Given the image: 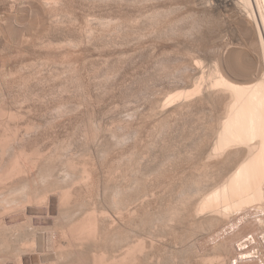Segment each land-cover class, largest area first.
Here are the masks:
<instances>
[{
	"label": "rangeland",
	"instance_id": "374dc122",
	"mask_svg": "<svg viewBox=\"0 0 264 264\" xmlns=\"http://www.w3.org/2000/svg\"><path fill=\"white\" fill-rule=\"evenodd\" d=\"M39 1H42L43 3L39 2ZM173 1L174 0H172V1H170V0H130V1L129 0H114L113 2H111V0H47V1L46 0H38V1H36V0H0V102H2V101L4 102V103L2 102V104L0 103V105H2L1 107L5 106L3 108H0V124L2 123L1 127H3L5 125L4 127H6L9 130V133L7 134L8 136L9 135H14L16 130H17L16 133L18 135V137H13L14 140L11 138L12 136H10V139H12L11 142H10V140H7L9 138L8 137L6 139V142L4 141L5 144L4 143L0 144V145L4 144V146H3L4 148H1V146H0V148L2 149L0 152L4 153V154L3 153L0 154V162H3V163H0V164H3V166L2 165L0 166V169H2V172H4V173L7 172V171H3V169L6 170V169L9 168L8 167V166H10L9 164H12L10 162L14 161V159L16 158L14 152L18 155V150H19V153L22 150L23 151L27 150L26 153L27 152L28 153L32 152V153H30L31 156H32V159L35 158L34 162L30 163V166H32V167L28 166V169H29L28 171H27V167H26V171H25V169L23 170L25 173L21 170L22 172L19 171L20 173L17 172L16 174H13V177L10 176V178H8L6 182L5 181L4 182H0V189H3V191L0 190V199H1L0 200L1 201L0 202V205H1L0 208H1V210L4 209V211L3 210L0 211V215L4 214V216H0V232H1V230L4 231V232L0 233V241L2 242L4 240L3 241L4 243L3 242L1 243V244H3V246L0 244V248H1L0 249V252H1L0 253V264H36L37 262H38L37 264H39V262L44 264L45 261H46L45 264H48V263H51V264L55 263L56 264L58 262H59V264L60 263L61 264H67L70 261H71L70 262L71 264H75V263L76 264H80L82 261H84V263L82 262L81 264H89V263H92L91 259H89L92 256L91 252H93V251L90 250L91 246H92V248L94 250H95L96 246H97L96 248H98L97 250H100V247H103L102 249L103 250L105 249L106 251H108V253H113L114 252L113 253L114 255H119V254H121V252L123 253L122 247L124 248L126 246V245H124V243L128 241L126 239L127 236L129 237L128 239H130V240H131V237H132V240L136 239L135 241H139L138 239L141 240V238L144 236L142 239L145 241L144 242L145 246L148 249L147 250L145 248L143 250V254L138 252V254L135 257L137 258V257H139L141 255V258L139 257L138 259H135V264H137V263L141 264V262L144 261V259L142 258V255H143V257H145V260H146L142 264H144L146 262L148 264L149 263L150 264L151 263L152 264H154V263L155 264L156 263L160 264L161 261H162L161 264H166V263H168V261L171 264H174L175 262H176L175 264H177V263H179V264H185V263L186 264H190V263H192L193 264L192 261H194V264L195 263L203 264L204 260H203V255L202 254H204V255L206 254L207 256L206 255L205 256L208 258V254L212 253L210 256L213 258V254H216V252H218L217 250H219V249H217L218 248L217 245H218V243H220L221 240L226 239L227 236H230V235L233 236L232 233H234V232L235 233L237 232V234L241 232L240 235L238 234L240 237H242V236L245 237L246 235H249V237H252V235L254 234V233L250 232L252 230L256 231L255 232L256 235H253V236H256V238H257L256 239L257 241L255 240V241H253V243L254 244L256 243L257 244V245L255 244L256 246H258L259 243H261V244L259 245L258 248H256L255 245L252 243L254 245L255 249L252 246V244H250L253 247L251 252L253 251L252 253L255 254V252L257 251L256 249H259V248H262L263 250L262 249L261 250L264 251V246H263L264 245V241H263L264 240V233L261 230L260 231L263 234L260 231L256 230V229L262 228L260 226L263 225L262 223H264V221L261 222V220H260L258 222V223H261L262 225L258 224L257 222L252 221L258 215H259L258 218H256L257 220L263 218V214H264V210L263 209L264 208L263 209L260 208V209H262L260 211V210H258L257 206H256L257 208H255V206L253 205L252 208L250 207L251 211H250L249 207L246 208L247 211H246L245 208H244L245 210L244 209L243 210L240 209V211L232 210L231 213H229L231 215L227 214L228 216L225 215L227 217L224 216V217H222L223 219H221V220H220L221 216L219 214H217L220 217L218 216L219 218H217V220L216 219H215V221L213 220L214 221L213 222L214 225L216 223L218 224L216 226H213V224L211 222V219L213 218L212 215L217 217L215 215L216 213L212 214L211 212H206V214L208 216L205 215V213H204L205 216L202 214L203 216L201 215L200 218H199V215H198V218L201 219V221H200L197 218L196 214L189 213V211L191 209H188L190 206H193V207H191L192 210H193L195 208V206L197 205L196 203H197L198 199H199V201H201V199L199 198L198 194L201 195L200 196L201 198L205 197L206 195L203 196L204 191L207 194V191L209 190V188H210V191H212L213 189H211V187L213 188L214 185H219V182L223 183L225 181L224 178H226V176L227 177L229 176V172L231 174V172L234 171V169H236V167H237L236 165H238L237 163L240 162L241 159L243 158L244 154L242 153L243 152L242 148H239L242 151V152H240V150H239L240 153L238 152L237 149H236L237 151H235L236 153H233L234 150L232 152H230L229 153L230 155H228V156H230V158L225 157L227 155L223 156L221 159H219V157L218 158L216 157L218 160L216 158H214V157L213 158L212 157H210V158L208 157V155H209L208 152H210L208 150H211L210 147L212 146V144L214 142V138H215V136H214L215 134L214 133L217 130V127L219 125V121L221 120V118L223 116V113H224V110H225V105H226V99H224V100L222 99V98H225V96L222 93H216L215 94V92L213 90H212V93H211V91H210L211 89L208 88L209 87V85H208L209 84V82H208L209 78L208 77H210L209 74H210L211 70L216 66L214 64H218V66L220 65L221 69L224 68L223 72L226 73L225 75L226 76L228 75L229 78H231V80H233V82L239 83V84H241V83L242 84H246V83H248V82H250L252 80L251 78L259 77L260 75L264 74V71H263L264 70V68H263L264 67V63H263L264 62V59H263L264 58V56H263L264 52L262 51V48H261V46L262 45L264 46V44L261 43L262 45L259 46L260 42L258 41V40L261 39L262 36H263V39H264V17L261 16L264 13H262L261 9L258 8L259 6L257 5L258 4L257 0H250L251 5H253L252 6L253 10L255 9L254 10V14L257 17V20H256L255 17L252 18L251 16H250L251 18L249 20V17H247L249 12L247 11V9H245L246 8V7H244L245 5L243 6V4H242V3H244V2H242L243 0H239V1L238 0H228L227 2L225 0H208V2L210 1L209 3L206 2L207 0L206 1H204V0H202V1L201 0H195L194 1L193 0V2H192V0L191 1L185 0L187 2H185L184 0H181V1L178 0L180 3L177 0H175L174 4H173ZM199 1H200V3H199ZM35 2H37V3H35ZM176 2H178V3L175 4ZM233 2L237 3L236 4L237 6ZM185 3H188V4H185ZM195 3H198V5L195 4ZM45 4H46V6H44ZM238 4L241 5V6H239ZM47 5H49L50 7L47 6ZM42 6H44L45 8L43 9ZM47 10H48V12H47ZM243 10H245L246 12L243 11ZM11 17L14 18V19H12ZM253 19H255L256 21H254ZM248 20H249V23H251L252 26L256 24L255 22H258L259 26H258V24H256L255 26L252 27L249 23H247ZM252 22H254V24ZM254 27L255 28L259 27V29H261V31L259 29H255ZM24 28H25V30H24ZM26 28H27V30H26ZM247 28H249V29H247ZM253 28H254L255 31L253 30ZM104 29L105 30L107 29L106 32H105ZM258 30L260 32H262V34ZM92 31H93V33H92ZM103 32H105V33H103ZM101 33H102V35H101ZM111 33H113V34L111 35ZM98 34L101 35V36H99ZM256 34H258L259 36H256ZM91 35H93V36H91ZM260 35H262V36L260 37ZM91 37H93V38H91ZM89 38H91V39L89 40ZM95 38H98L99 40L95 39ZM255 38H256V40H255ZM24 40L26 41L25 43H24ZM252 41L253 42L256 41V42L253 43ZM20 42H21V44H20ZM257 43H258V45H256ZM227 46H229V47L227 48ZM257 47H258V50L256 49ZM256 50H257V52H256ZM221 53L222 54L224 53V54L222 55ZM218 57H221V58H218ZM259 57H260V59H259ZM219 59L220 60L222 59V60L220 61ZM250 62H251V64H250ZM252 63H254L253 64L254 66L252 65ZM255 63H257V64H255ZM262 63H263V65H262ZM259 64H261L260 67H259ZM244 65L246 67H244ZM240 66L242 67L241 70H240ZM248 66H249V68H248ZM257 66L259 68V71H258ZM255 67L257 68V70H256ZM246 68H248V69L246 70ZM248 71H250V72H248ZM256 71H258L259 73L256 72ZM247 72L249 73V75L251 74V72H253V75L249 76ZM242 75H243V77H241ZM200 78L201 79L204 78V80H203L204 82L202 81V85L204 84V86H203V89H202V93H200V95H197V97L196 96L192 97L194 100L197 99V100H195V102H194V100L192 98H190L191 100H188V102L191 103V104L186 102L187 100L185 101V99L184 100L180 99V101L179 100L178 101H174L173 104L175 106L173 104H171L172 102L169 103V100H168L169 99L168 98L169 94H174L175 95V93L178 92L176 90H182V89H183V91H184V89H185V91H187V90L190 91L189 89L190 88L193 89L194 84L196 83L195 81L196 80L199 81ZM249 78L251 79L250 81H249ZM201 79H200V81H201ZM68 83H69L70 87H69ZM65 86H66V89H65ZM206 87H207V89H206ZM186 88H188V89H186ZM170 92H174V93H170ZM38 93H39V96L37 97ZM202 94H203L204 98L203 97H201L202 99H200V97L198 98V96H201ZM207 94H210V96H208ZM44 95H46V96H44ZM42 96H43V98H42ZM26 98L28 99V101H27ZM163 98L165 99V101L167 99L168 100L167 102L169 104L167 102H165ZM37 99H39V100H37ZM159 99H161V100H159ZM159 101H161V103H162L161 106H158L159 104H161ZM155 102L158 103V105ZM164 102L166 103V105L164 104ZM152 103L156 104V106L152 105ZM184 103H186L185 107H184V105H185ZM187 103L189 105H187ZM192 103H194V104H192ZM16 104H18L19 107ZM22 104H23V106H22ZM149 104H150V106L152 105L153 107L152 106L150 107ZM163 104L166 106V108L164 107ZM168 105L169 106L172 105V107L171 106L169 107ZM178 105H180V106H178ZM173 106H174V108H173ZM176 106L180 107V109L182 110L181 114H180V110H178L176 108ZM16 107H17V109H16ZM154 107H159V108H157V111L159 113H155L156 109H154ZM160 107H162V111L160 110L161 109ZM167 107H168V109H167ZM181 107H183V109H185L184 110L185 112L183 111V109ZM27 108H31V109L27 110ZM175 108H176V111L178 110L177 112L175 111ZM66 109L69 110V111L67 112ZM146 109L148 110V112H147ZM151 109H152V113H149V112H151ZM164 109H166V111ZM6 110H7V112H6ZM8 111H9V113H8ZM13 111H16L17 114L15 115V112H13ZM27 111H29V112H27ZM63 111H64V113H63ZM172 111H174V112H172ZM56 112H58V113H56ZM160 112L164 113V114L160 115L161 114ZM167 112H168V114H167ZM11 113H12V115L14 117L11 116ZM143 113L145 114V116H144ZM147 113L150 114V115L152 114L151 117ZM153 113L162 116L163 120L162 119H161V121L160 120L159 121L156 120V119H159L160 116H156L154 114L156 116L155 117L153 115ZM176 113H177V115H176ZM6 114L8 116H6ZM51 114H52V116H51ZM166 114H167V116L168 115L169 116L168 117L165 116ZM17 115L19 116V118L17 117ZM26 115H27V117H26ZM47 115H49V118H48ZM119 115H120V117H119ZM146 115H148L149 117L147 116L148 117L147 118ZM9 116H11L12 118H10ZM7 117L10 119V123L11 124L8 122L9 119ZM121 117H122L124 122L122 121V119H120ZM153 117H155V118H153ZM50 118H51V120H50ZM15 119H16V121H15ZM21 119H23L24 121L21 120ZM47 119H49V120L47 121ZM19 120H21V121H19ZM13 121L16 122V123H19V122L20 123L17 125ZM52 121H54V123ZM163 121H164V123H162ZM160 122H161V124H160ZM26 123H28V125H26ZM44 123H46V125ZM52 123H53V126L50 125ZM155 123H156V125H155ZM168 123H170V124L168 125ZM9 124H10V126H9ZM12 124H14V125L12 126ZM31 124H34V127H33V125L31 127L30 126ZM162 124H164L166 126L164 127ZM19 125H21L22 127L21 126L19 127ZM25 125H26V128H25ZM101 125H103V126L101 127ZM39 126H40V128H37ZM85 126L87 128H85ZM169 126L171 127V129H170ZM4 127L0 128V132L3 133V134H6V132H8V130L5 129ZM28 127L31 128V130ZM91 127H92V129H91ZM93 127L98 128V131L102 129L101 131H103V132L99 131L97 133V130H95L96 128H93ZM116 127H118V128H116ZM162 127H164V129ZM13 128L15 129L14 130L15 132L12 130ZM1 129L5 130L6 132L1 130ZM89 129L91 130V132H90ZM165 129H167V130H165ZM26 130H27V132H26ZM29 130L31 132H33V133H30ZM150 130H151V133H150ZM37 131L38 132L40 131L42 133H40V132L38 133ZM80 131H81V133H80ZM116 131L118 133H116ZM126 131H127V133H126ZM159 131H162V132H159ZM191 131L193 132L192 134L190 133ZM12 132H14V134ZM75 132H76V134H75ZM94 132L97 134L96 137L100 136L101 139L99 137L96 139V137H94L96 135ZM195 132H197V133H195ZM21 133H23V134H21ZM130 133L133 134V135H131ZM165 133L167 134V136H166ZM3 134H0V136L3 135ZM103 134L105 135V137H104ZM115 134L116 135L118 134V135L116 136ZM156 134H157V136L159 134V137H157ZM180 134L183 135V136L181 137ZM74 135L75 136L76 135H81V136H76V138H77L76 139V138H74L75 137ZM123 135L124 136L126 135V136L124 137ZM170 135H172V136H170ZM87 136H88V138H87ZM90 136L93 137V138H91ZM82 137L83 138L85 137V138L83 139ZM117 137L118 138L120 137V138L117 139ZM146 137H147V139H146ZM165 137H166V140L164 141ZM19 138H21V141H20ZM80 138H81V140H80ZM94 138L98 142L95 141ZM142 138H144V139H142ZM167 138H168V140H167ZM37 139H38V141H37ZM65 139H67V141ZM150 139H152V140H150ZM153 139H155L154 141L156 143L153 141ZM180 139H181V141L183 143H181ZM18 140H19V142H17ZM71 140H74V141H71ZM83 140H84V142H83ZM85 140H86V142H85ZM91 140H92V142H91ZM148 140H150V141H148ZM174 140L177 141V142H179V141L180 142L179 143L173 142ZM184 140H185V142H184ZM8 141H9V143H8ZM36 141L38 143H40L39 145L42 146L41 148L37 144ZM65 141H66L67 144L65 143ZM69 141H70V143H69ZM128 141H129V144H128ZM144 141L147 142L146 143L147 146L145 145ZM169 141H171L172 144ZM1 142H3V141H1ZM135 142H137L138 145ZM35 143H36V145H35ZM56 143H57V145H56ZM86 143H89V145L86 144ZM115 143L118 144V145H116ZM141 143H142L143 146L141 145ZM152 143L153 144L155 143L154 144L155 146ZM13 144L15 146L17 145L18 149ZM78 144L80 145L79 147H78ZM93 144H95V145H93ZM20 145H22V146H20ZM24 145H27V146H24ZM84 145H86V146H84ZM127 145L130 146L131 151H130V148ZM163 145L165 146V148L167 147L168 149H169V146H171L173 151L171 149H169V150L167 148L165 149L163 147ZM172 145H174V146L172 147ZM5 146H7L8 148L11 147V150L6 148ZM23 146L25 147L26 150H24V148L21 149ZM57 146H58V149L60 148L59 149L60 151L58 150L59 152L56 149ZM61 146H62V148H61ZM70 146L72 147V149H71ZM149 146H150L149 149L152 148L151 150L148 149ZM179 146H180V148H179ZM33 147H34V149H33ZM36 147H37V149H35ZM63 147H65V150H64ZM66 147L68 148L67 150H66ZM76 147H78V148H76ZM85 147H86V149H85ZM112 147L115 148V149L113 150ZM177 147L180 149V151H179V149ZM181 147H182V150H181ZM38 148H39L40 151L38 150ZM52 148H55V149H52ZM91 148H93L92 149L93 151H90ZM96 148H97V150H96ZM123 148H124V150H123ZM145 148L147 149L149 154H148V152L146 151ZM153 148H154V150H153ZM175 148H177V149H175ZM184 148H186V149H184ZM61 149H63L62 150L63 152H61ZM80 149H82V150H80ZM135 149H137V150H135ZM15 150H17V151H15ZM34 150L38 151V152L36 151L38 156L36 155V153L33 154ZM85 150H87V151L89 150L91 153H89V151L87 152ZM103 150L105 152H107V153L105 154V152H104V154H103ZM161 150L164 153L160 152ZM170 150H171V152L173 154L170 153ZM43 151L45 153H43ZM46 151H47V153H46ZM97 151H99V152L101 151L102 153L100 152L101 153L100 154ZM56 152H58V153H56ZM135 152H137V153L141 152L142 155H145V160L143 158L144 156H142L141 153H139V154L136 153L135 154ZM167 152H169L170 155ZM97 153H99V154H97ZM231 153H232V155L236 154V156L235 155L232 156ZM9 154H10V156L11 155H13V156L10 157V156H8ZM44 154H47V156L45 155L46 157H44ZM56 154H58V155H56ZM69 154L72 155V156H70V157H72L71 160H69L70 159ZM127 154H128V157L126 156ZM133 154H135L136 156L133 155ZM163 154H165V155L162 158L161 156ZM175 154H177V155H175ZM48 155L50 157L49 161H47V159L49 158ZM52 155H54V156H52ZM60 155L61 156L63 155L62 158H58L57 157V156H60ZM77 155H79V156L82 155V157H79V156L76 157ZM122 155H123V159L121 158ZM148 155H150V156H148ZM74 156L78 160L73 158ZM84 156L85 157L88 156V157L83 159ZM100 156H103V157H100ZM117 156L119 158H117ZM124 156L126 158H124ZM129 156H131V157H129ZM137 156H138L139 160H137ZM205 156H206V158H205ZM55 157L58 158V162H59V163L57 162L58 163L57 168L55 167L56 166L55 164H57L56 163L57 158H55ZM68 157H69V159H68ZM98 157L101 158V160ZM133 157H134V160H132ZM147 157L149 159H147ZM224 157H225V159L228 158L226 160L227 162L230 159L227 164H225L226 161L223 159ZM231 157L233 159H231ZM79 158H81V159H79ZM159 158L161 159L162 162H159L160 161ZM42 159L45 160V161L43 162ZM51 159H53V160H51ZM60 159H62V160H60ZM72 159H73V161H72ZM74 159H75V161H74ZM163 159H165V160H163ZM175 159H177V160H175ZM205 159L208 160V162H207L208 165H211V167L213 166L212 169L215 167L213 171H211L212 169L210 168V166H208L206 164L207 160L205 161ZM213 159H215L217 162L215 160H213ZM65 160H66V162H65ZM85 160H87V163L84 162ZM141 160H143V162ZM209 160H211L210 162H212V163H209ZM38 161H40V162H38ZM54 161H55V163H53ZM68 161H72V162H74V164L77 163L78 165L76 164V166H75L73 163L70 162L71 165H74V168H71L73 166H70L69 164H67V163H69ZM128 161H129V163H128ZM132 161L134 163H132ZM146 161H147V165H146ZM169 161H171V162L168 163ZM172 161H174V162H172ZM221 161L224 163V165H223V163H221ZM64 162H65V164H64ZM89 162H91V163H89ZM114 162H115V164H114ZM155 162H158V164L160 163V165L162 163V165L161 166L157 165V163H155ZM214 162H215V165L213 164ZM6 163L8 164V166L5 165ZM40 163L42 164V166H41ZM47 163L50 164V165L47 166L48 165ZM61 163H63V164H61ZM103 163H104V165H102ZM121 163H125V164L123 165ZM136 163H137V165L139 163L140 164L142 163V164H141V166H140V164L137 166ZM203 163H204V165H203ZM45 164H46V166H45ZM84 164H86V166ZM119 164H120V167H119ZM126 164L129 167L131 166V168L126 166ZM134 164L136 166H133ZM170 164H171V166H170ZM51 165H52V167H50ZM65 165L67 166V168H65L66 167ZM149 165H151V166H149ZM216 165H217V167L219 166L220 168L219 167H218L219 169L216 168ZM101 166H103V167H101ZM124 166H126V167H124ZM145 166H147V169L150 170V171H148ZM36 167H37V169H36ZM39 167H41L42 169L39 168ZM45 167H47L48 169L49 168L50 169L52 168V169L50 171V170H47ZM95 167H97L98 170ZM161 167L164 168V170L163 169L161 170ZM202 167L209 174L210 173L211 174L214 173V171L216 173L219 170L218 173L222 174L223 178L220 179V176H221L220 174H215L214 173V174H212L210 176L208 174V177L211 178V179L209 178L210 180L208 179L209 180L208 181L207 177H204V174L206 172L202 171V170H204ZM76 168H79V169L76 170ZM84 168H86V170H88V174L91 173V171H92V173H91L92 175L90 174L91 175L90 178L85 175L87 179L85 177H84L85 179H83L81 177V175L83 173L78 175L79 173H77V172H79V170L81 171L82 169L84 170ZM121 168H122L123 171L121 170ZM155 168H157V169H155ZM158 168L162 172L160 170H158ZM110 169L111 170L116 169V171L113 170V173L121 171V172L117 173V174L120 173L119 174L120 177L116 173L113 174L112 171H110ZM128 169H129V171H128ZM42 170H44V171L41 173ZM74 170H76V171H74ZM165 170H167V171H165ZM169 170H170L171 176H170V174L168 175V173H169L168 171ZM33 171H34L35 175L37 173L36 176L32 175V174H34ZM45 171L47 173L51 172L49 174L53 175V176H50V175L46 174ZM55 171H57V172L59 171L60 174L58 173L59 174L58 175L57 172L55 174ZM63 171H66V172H63ZM125 171H128V172H125ZM152 171H154V172H152ZM183 171H185V172H183ZM198 171H200V172H198ZM2 172L0 174H2ZM72 172L74 174L75 173L76 174L74 175ZM93 172L94 173L96 172V173L93 174ZM98 172L100 173L99 176H97L99 174ZM108 172L113 174V175L109 174ZM124 172L127 174L126 176L129 175L128 176L129 178H127V179H130L132 181L124 179V176H125ZM192 172L195 173L196 176H198V175H200V176L195 178L196 176ZM201 172H203L202 173L203 176L201 175ZM23 173H24V175H23ZM26 173H27V177L28 178L26 177ZM39 173L42 174V177H41V175ZM128 173H133V174L131 175V174H128ZM150 173H151V175L153 173L154 174L151 176V175H149ZM163 173L164 174L166 173L167 176H166V174L163 175ZM198 173H200V174H198ZM207 173L205 175H207ZM104 174L106 176H104ZM107 174L110 175L111 177L108 176ZM155 174H157V175H155ZM182 174H184V176H186V177H184ZM191 174L194 175V176H192ZM43 175H44V177L45 176H48V177L50 176L51 177L50 179H52L53 182L55 180H57V181H55L53 183L49 178H48L49 180L47 178L45 179L43 177ZM76 175L80 176L79 178H81V180H79V178ZM115 175L117 176L116 178H114ZM135 175H136V177H134ZM147 175H149V176H147ZM213 175H215V176H213ZM20 176L22 177V179L20 178ZM31 176H33V177L29 178ZM39 176H40V178H39ZM55 176H57V177L61 176V177L60 178H56ZM93 176L95 178L94 180L92 178ZM131 176H132V179H131ZM137 176H141V177L137 178ZM161 176H163V177H161ZM181 176H182L183 179L185 178L183 181L180 179ZM212 176L214 177V179H212L213 178ZM75 177H77V178H75ZM188 177L190 179H192V180L187 179ZM18 178H19V180H18ZM41 178H42V181L45 182L47 185L46 184L44 185L43 182L39 181V180H41ZM43 178L46 181H44ZM72 178H73L74 182L71 180ZM98 178L101 180V182H100V180H98ZM112 178H114V179H112ZM144 178H147V179H144ZM164 178H166V179H164ZM200 178L201 179L203 178V179L201 180ZM205 178H206L207 181H204ZM35 179H37V180H35ZM58 179L59 180L61 179L60 181L63 182V185H62V183L60 181H58ZM75 179H77L79 182H76L77 180H75ZM110 179H112L114 182H112ZM137 179H138V182H137ZM163 179H164L165 182L163 181ZM193 179H194V182H193ZM195 179L196 180L200 179V180L197 182ZM219 179H220V181H218ZM3 180H6V179L3 178ZM3 180L1 179V181H3ZM20 180H22V182ZM23 180H25V181H23ZM28 180L30 181L31 185H30ZM84 180L85 181L88 180V181L85 182ZM31 181H33V182H31ZM38 181H39V183H37ZM47 181H48V183H47ZM65 181H68V184L71 183L73 186L71 184L66 185L67 182H65ZM115 181L118 182V184H120V185H122V183L125 182L122 185L124 187H126L125 186L126 183L129 184L131 182L130 185H131V187L133 186L132 187L133 189L130 187L132 189L131 190L129 188V186H128L127 188H128L129 191L127 190V193H128V195H130L132 193L134 197L137 196V198H135L133 200L134 202H132L134 206L132 204H130V206H131V208H133L134 211H137L138 215H137L136 212L132 215L131 212H133V210L129 211L130 213L127 214L128 210L124 211V210L118 209L117 207L115 209L113 208L116 205V203L114 204V202H112V200L115 201L114 198H113V190L114 189L117 190V187L119 186V185L117 186V183ZM168 181H169L170 184L168 183ZM178 181H180V182H178ZM217 181H218V183H217ZM17 182L18 183L21 182L19 185L26 183V186L28 188H30L31 186L33 188L35 186H37V187H35V189H33L32 187L30 189H28V188L25 189L26 190V195L30 196L29 194H31L32 197L33 198L35 197L36 200L33 199L31 196H30L31 198L26 196L25 193H23L25 191V190L23 191V189H24L23 187L25 186V184H24V186L22 185V187L21 186L19 187V185H17ZM49 182H50L51 185L49 184ZM59 182L61 183V185H60ZM75 182H76V184H75ZM84 182H85V185H82V184H84ZM139 182H140V184H139ZM160 182H162V183H160ZM172 182H175L176 184L172 183ZM1 183L3 184L2 187H1ZM41 183H43V185ZM57 183L60 186H58ZM79 183H81V184L78 185ZM99 183H100V185H99ZM113 183H115V184H113ZM153 183H154V185H157L158 187L154 186ZM165 183H166V185H165ZM184 183H187V184L184 185ZM222 183H220V185ZM55 184L58 186V188H57V186ZM64 184H65V186H64ZM86 184H87L88 187L86 186ZM144 184H146L147 188L144 186ZM172 184H175V185H172ZM195 184H196V186H197V184H198V186L200 184H205V185H208L209 187L205 186V185H201L200 186L201 188L200 187H195ZM9 185H11V186H9ZM160 185H162V186H160ZM7 186L11 187V188H8ZM15 186L19 187V189H15ZM26 186H25V188H26ZM46 186H48V187H46ZM159 186H160V188H159ZM38 187H39V189H38ZM59 187L62 188L63 190L61 189V191H60ZM93 187H94V191L92 189ZM143 187L146 188V190ZM175 187H176V189H175ZM183 187L184 188L186 187L185 190H184ZM206 187H208V188H206ZM216 187H214V188H216ZM41 188H44V190L41 189ZM48 188H51V189H48ZM64 188H66V190ZM81 188H82V190H81ZM127 188H123V189H127ZM138 188H139V190L141 189L140 192H139ZM180 188L181 189L183 188V189L181 190ZM197 188H200V189H197ZM5 189H7V190H5ZM79 189H80V191H82V193L79 191ZM95 189L97 191L99 189V191L97 192ZM103 189L104 190L106 189L105 192H103L104 191ZM142 189H144L146 191V193H144V190H142ZM202 189H203V192H202ZM30 190L32 192H30ZM35 190H38V191H35ZM45 190H47V191L44 192ZM48 190H50L52 192L54 191V192L51 193ZM83 190H85V191H83ZM100 190H101V192H100ZM149 190L151 191L152 195L155 194V197H154V195L153 196L149 195L150 194ZM152 190L155 193L154 192L152 193ZM156 190H159V191H156ZM164 190H165V192H164ZM172 190H173V192L175 190L174 194L173 193L171 194ZM199 190H201V192L203 194H201V192ZM71 191H73V193H75V194H73ZM91 191H92V193H91ZM107 191L111 192V193H109L110 196L108 195ZM148 191H149V194H148L149 197L147 195ZM167 191H169V192H167ZM210 191H208V192H210ZM34 192H35V194H32ZM42 192H43V194H42ZM56 192H58V193H56ZM64 192H69L70 195H68V197H70V198L72 197V195H75V196L72 197L73 199L72 198L71 199H69V198L62 199V196H63ZM85 192H88V195H87V193L85 194ZM96 192L98 193V196H97ZM129 192H131V193L129 194ZM135 192H136V194H135ZM189 192L191 194H188ZM47 193H48L49 197H48V195H46ZM127 193L123 194V196L126 199L129 197L128 195H127L128 197H126L125 194H127ZM166 193H167V195H166ZM168 193L171 194V195H169ZM176 193H178V195ZM6 194H8V195H6ZM104 194L109 196V197L104 196ZM111 194H112V196H111ZM138 194L141 196V198L138 197ZM187 194L189 195V198L187 197L188 196ZM194 194L196 195L197 200H196V198L193 200V197H195ZM9 195L11 197H13V196H15V197L11 198L12 199L11 200ZM36 195L39 196V197L41 196V197L39 198ZM78 195H81V196H78ZM131 195H130V198H133ZM179 195L182 196V198H177V197H180ZM164 196H166V197H164ZM169 196H171V197H169ZM184 196H186L187 199L186 198L184 199ZM25 197L28 200H26ZM43 197H44V199L47 198V200H43L42 199ZM80 197H81V199H80ZM84 197H85V199L90 198V199L86 200L87 203H86ZM99 197H101V198H99ZM157 197L158 198L160 197L159 198L160 200L163 199L162 200L164 202L163 206H161L162 204L160 205V202L161 203H163V202L159 201V199ZM167 197H169L171 199H168ZM16 198H17V201L13 200V199H16ZM37 198L41 199V200L37 201ZM74 198L76 199V204L78 206L75 204V199ZM109 198H113V199H109ZM142 198H145V199L147 198V199L145 200V199H142ZM150 198H152V199H150ZM154 198H156L157 200H155ZM57 199H59V200H57ZM67 199H69L70 205L72 206L71 208L68 207L69 203H67L68 202ZM82 199H84V200H82ZM103 199L107 200V201H104ZM140 199H142V200H140ZM164 199L165 200L168 199V200L165 201ZM189 199L191 200V203H188ZM80 200H82V201H80ZM135 200L136 201L138 200V202H136ZM153 200H154L155 204L153 203ZM185 200H187V203H186ZM10 201H12V203ZM25 201H27V203L29 201L30 204L29 203L27 204ZM31 201H32V203H31ZM63 201H65V202L67 201L66 202V206L68 205L67 206L68 208H66V209L64 208L63 210H61L63 205H64V207H66L65 204H64L65 202H63ZM88 201H90L91 203L89 202L90 203L89 204ZM96 201H98V202H96ZM144 201H145V203H144ZM146 201H147V203L149 201L148 205L146 204ZM174 201H176V202H174ZM192 201H193V203H192ZM16 202H18V203H16ZM24 202H25V204H24ZM38 202H40L41 206H40V204ZM78 202H80V203H78ZM101 202L102 203L105 202V203L102 204ZM108 202L111 203V206L109 205L110 203H108ZM141 202H142V204H141ZM166 202L169 203V204H167ZM180 202L182 203V205L186 203L185 205H183V207L185 208V206H186L187 210H185L186 208L184 209L182 207V205H180L181 204ZM173 203L175 204V207H174ZM194 203H195V206L193 205ZM13 204H14V207H13ZM88 204H89V206H88ZM98 204H100V206H102V208L100 206H98ZM177 204H178V206H181V207H178ZM2 205L3 206L5 205V206L3 207ZM10 205H11V207H10ZM22 205H24V206H22ZM135 205H136V207H135ZM145 205L148 206V207H146ZM158 205L161 207L162 212L160 210V207H159V209L157 208L159 211L156 209V207H158ZM37 206H38V208H37ZM73 206H75V207H73ZM154 206H156V207H154ZM171 206H173V207H171ZM176 206H177V209H176ZM23 207H24V210H23ZM80 207H82V208H80ZM149 207H151V208H149ZM163 207H165V208L168 207V208L167 209H165V208L163 209ZM7 208H8V210H7ZM72 208H73V210H71ZM76 208H78V209L76 210ZM178 208H182L185 211L183 210V212H182L181 211L182 209H178ZM57 209H58V211H57ZM68 209H70V210H68ZM88 209H96L97 212H100V213H97L98 216L101 214V212H103L105 209H107L108 212H106L107 210L105 212H103L104 213L103 217H104V215L109 213V216L106 215L107 217H109V219L108 218L107 219L108 220L112 219V220H110V222H112L114 224L111 223V225H114V226L116 225V227H118V228L110 225L111 226L110 230L112 229L113 232L115 231L114 233H112V231L108 233L106 230H104L105 232H107V235H106L105 232H103L104 234L101 232L100 234L102 236L98 235L99 239H101V240L99 241L98 236H97V238H95L94 242L96 243L95 244L96 246L93 245L94 243L92 242V240L89 241L88 239L87 240L84 239L83 241L86 244L88 243L87 241H89V243L91 242V244L88 243L87 245H84L85 243L82 244L83 241L81 240L82 247H79L78 242H79V239L81 238V236H80V238H78V237L75 238L73 236V234L70 235L69 233H70V230H71V232L73 231L71 229V225L76 223L75 219L77 217L79 218L80 216L82 217L85 213L89 212L90 210H88ZM138 209H139V211H138ZM143 209H145L144 211H146V212L143 211L145 214L142 212ZM6 210H7V212H6ZM64 210H65V212L67 211L68 213L70 211V213L72 214L71 215L72 217L69 214H66L67 212L65 213ZM86 210H88V211H86ZM151 210H152V212H151ZM192 210H191V212H192ZM72 211H73V213H72ZM80 211H81V213H80ZM84 211H86V212L83 214ZM112 211H114V213ZM119 211H121V212H119ZM140 211L143 213L144 216L142 215V213ZM154 211H156V213H158L159 215L161 213L162 214L165 213L168 217H166L165 214H164V216H162V214H161L160 215V219H158V215L155 214ZM167 211H169V213H167ZM177 211H178V214H177ZM180 211L182 212V214H181ZM186 211H188V212H186ZM235 211H237V212H235ZM241 211L243 213H245V214L243 215V213ZM2 212H4V213H2ZM123 212H124V215L122 214ZM159 212H161V213H159ZM173 212L175 213V215H174ZM247 212H248V214H247ZM58 213H59V215H57ZM79 213H80V215H79ZM183 213H184V215H183ZM209 213L212 214V215L210 216ZM25 214H27V215L25 216ZM33 214H34V216H33ZM63 214L66 217L70 216L72 218V220L74 219L75 222L74 221L69 222V220L71 221V218L69 217V218L66 219V217H64ZM110 214H111V216H110ZM118 214H121L124 217H122L120 215L121 218H119V217H117ZM191 214H192V216H191ZM77 215H79V216H77ZM128 215L129 216L132 215L131 217H129V219L133 217L134 222L131 221V219H130L129 220L130 224H127V223H129V222H127L128 221L127 220L128 219ZM173 215H174V217H176V215H179V216H177L176 217L177 219L174 220L175 218L173 217ZM185 215L187 216V218H186ZM193 215H194L195 218H193ZM5 216H6V218H5ZM49 216H51V217L49 218ZM56 216H59V217H56ZM61 216H62V218H60ZM100 216H102V215H100ZM112 216H113V218H112ZM142 216L145 217V218L147 217L148 219L149 218H152V219L154 218L153 219L154 222L151 221L152 219L148 220V219L144 218V220H143ZM181 216H182L183 219L186 218V221L181 219L180 218ZM260 216H262V217H260ZM27 217L28 218L30 217V218L28 219ZM31 217H32L33 220L31 219ZM161 217H163V218L166 217L167 219L170 217L169 220L172 219L171 221H173V223L171 221L168 222L169 220L167 221L166 218H164V219L162 218L161 219ZM189 217H191V219ZM209 217H211V219ZM247 217H249V219H251V217H252L253 219L251 220V222H254V224L257 223L260 226H258V228H256V229L254 227L252 229H250L251 222L248 221L249 219ZM54 218H57V219H54ZM64 218L66 219V221H65ZM139 218H140V220H139ZM2 219H3V222H5L4 224H3V222H1ZM52 219H54L55 221L52 220ZM114 219H116V220H114ZM123 219H125L126 221L123 220ZM141 219H142V221H141ZM180 219L182 220L183 223L181 222ZM204 219H205L206 222L204 221ZM209 219H210V222H209V225H207V226L211 227L213 232L210 229L208 230L206 228V226H205L206 223L208 224L207 220L209 221ZM25 220L27 221V223L24 222ZM29 220H31V221H29ZM223 220H224V222H223ZM230 220H231V222H230ZM263 220H264V218H263ZM28 221L31 222V223H29ZM57 221H59V222H57ZM115 221L118 222V223H115ZM175 221H179V222L175 223ZM194 221H195V223H194ZM216 221H218L219 223L216 222ZM225 221L228 223L227 226L225 224L226 223ZM238 221L240 223H238ZM38 222H40V223H38ZM54 222H55V224H54ZM68 222H69V226L67 225ZM123 222L124 223L126 222V223L124 224ZM132 222H133V224H132ZM196 222H199L198 223V227L199 226L200 227L198 229L196 228L197 226L194 227V225H196ZM243 222L247 223L249 225H246ZM21 223H23V224H21ZM57 223H61V224H57ZM64 223H66V224L64 225ZM137 223L140 224L139 225L140 227H137V225H138ZM154 223H155V226H159L160 227V225H161L159 230H158V227L156 228L157 230L155 229ZM170 223L173 224V225H171ZM174 223H175V225H174ZM191 223H193V224H191ZM15 224H16V226H15ZM135 224H136V226H135ZM152 224H153V227H154L155 230L152 228ZM165 224H166V226H165ZM176 224H177V226H176ZM180 224L181 225L183 224L182 225L183 227H181ZM229 224L231 226H229ZM254 224H252V226ZM21 225H23L24 228H22ZM26 225H27V227H25ZM42 225L45 226V227H43ZM66 225L70 229L67 228ZM101 225H102V223H101ZM126 225H128V226H126ZM141 225L143 227H141ZM146 225L147 226L149 225V226L146 227ZM203 225L205 226L204 229L202 227ZM243 225H244V229H243ZM222 226H223V228H222ZM245 226H246V228H245ZM3 227L7 228V229H4ZM54 227H55V229L53 230ZM60 227L62 229L64 227L63 231H62V229ZM186 227L188 228L187 233H186V230H187ZM227 227H228V229H226ZM238 227L241 230H239ZM263 227H264V225H263ZM10 228H11V230H9ZM44 228H47V230L44 229ZM56 228H58V229H56ZM119 228H120V230H119ZM136 228L137 229L139 228L138 231H137ZM149 228H152V229H149ZM161 228H163V231L160 230ZM164 228H168V229L169 228L170 229L173 228V229H171L172 231L170 229L169 230L167 229L169 232L165 231V232H168V234L171 232L168 235L167 233L164 232ZM12 229H13V231H16V232L12 233ZM25 229L28 230V231L26 232ZM34 229H37V231H34ZM175 229H176V231H175ZM178 229H179V232L177 234ZM180 229H182V230H180ZM199 229L203 230L204 232L203 231L200 232ZM216 229H218V230H216ZM133 230H135V231H133ZM140 230H143L142 231L143 233ZM147 230L149 231L148 232V236H145V235H147ZM23 231L26 232L25 236L23 235ZM30 231H32V232L34 231L33 233L36 232L35 234H37L38 236L37 235L34 236L33 233L30 232ZM116 231H117V234H119L120 237H121L122 234L120 235V233H118V232L124 233L123 234V236H124L126 234V231H127L129 234L128 235L126 234L127 235L126 238L124 237V239L127 240V241H125V240L123 241V238H120L122 240L118 239V241H115V240H117ZM157 231H159V232H157ZM180 231H181V233H180ZM182 231H185V232H182ZM243 231H245L247 233H244ZM254 231H252V232H254ZM10 232L13 235L9 234ZM18 232L20 233V235H19ZM28 232L31 233V234H27ZM38 232H40V233L42 232L41 233L42 235H40V233H38ZM60 232L62 233V235H61ZM137 232L138 233L140 232V234H138ZM153 232L155 233L156 236L157 235L162 236L164 234V236H163L164 238L163 237L161 238L159 236L156 237ZM156 232H157V234H156ZM190 232L192 233V235H191ZM218 232L221 233L223 236H221V234H219ZM47 233L49 235H47ZM51 233H52V235H51ZM65 233L67 234L68 238H71V242H68L70 240H67V242H66V236H64V235H66ZM73 233H75V232H73ZM110 233H112V235H113L112 238L116 237V238H113L114 240L112 238H110ZM185 233L186 234L190 233V234L185 236ZM209 233H210L211 236H214V238L211 237L209 235ZM214 233L216 235V238H215ZM8 234H9V236H8ZM26 234L29 235V236L32 235L31 236L32 238L31 237L30 238L26 237L27 236ZM43 234H45V235H43ZM114 234H115V236H114ZM151 234H152V237H151ZM202 234H203V236H202ZM227 234H229V235H227ZM237 234H236V236L239 237ZM16 235H19L20 237L16 236ZM39 235L44 238V239H42L44 241V243H42L43 242V241H41L42 237L40 238ZM60 235H61V237H59ZM76 235H77V233H76ZM104 235H105V237H109L110 238V239H108L109 241L107 240V238L104 239ZM133 235H136L138 239L137 238H133L134 237ZM171 235L173 237L176 235L177 237L175 236V238H173ZM178 235H180L182 237L183 236L187 237L188 239L187 238H183V240L184 239H187V240H184L185 242H182V237H180ZM207 235H208V238H209V236L211 238L208 239ZM33 236L34 237L37 236L36 239L34 238V240L36 242L33 241L37 248L34 245L33 246L37 250L33 246H30V243H32V240H33ZM46 236H47V238H46ZM52 236H54L57 240L55 238H52ZM70 236H73V237H70ZM140 236H142V237H140ZM193 236H195V237H193ZM199 236H201V237H199ZM16 237H19V238H16ZM178 237H180L181 240H179L180 238H178ZM13 238L15 239V242H17V244L13 241L14 240ZM156 238L158 240H156ZM159 238H161L162 240L161 239L159 240ZM172 238L174 240L177 239V238L178 239H177V241L175 240V242H174V240ZM189 238H190V240H189ZM199 238H202L201 241H200ZM239 238H237V239H239ZM258 238L261 239V241L258 240ZM6 239L10 243H12V242L13 243L10 244ZM10 239H12V242H11ZM21 239H23L24 241L21 240ZM61 239L64 240L65 242L64 241L62 242ZM75 239H77V241H74ZM214 239L215 240L216 239H220V241L219 240L215 241ZM20 240L23 241V242H20ZM48 240H50V241L52 240L53 242L52 241L48 242ZM59 240H60V242H59ZM105 240L108 241L109 246L113 247V249L111 247L107 249L108 244H106L107 242H105ZM110 240L113 241L112 244L118 245V246L114 247V245L110 244L111 243ZM130 240L128 242L132 241V240L131 241ZM212 240H214V241H212ZM72 241H73L74 245H73ZM153 241H155V242H153ZM167 241H168V243H167ZM179 241L182 242L183 244L180 243ZM236 241L234 240V242L231 243L232 249L235 248L233 246V243H235ZM7 242H8L9 245L6 244ZM75 242H77V243H75ZM102 242L105 245L104 244H97V243H102ZM117 242H118V244H117ZM148 242L149 243L151 242L152 244L151 243L149 244ZM189 242H190V244L187 246V244ZM198 242L200 244H198ZM202 242L204 243V245L202 244ZM205 242L207 244H209L210 246L207 245ZM24 243H26V244H24ZM51 243H53L52 245H54V247H55L54 249L55 250L52 249L53 246L51 245ZM55 243H56V246L60 247V251L56 250V249H58V247L55 246ZM132 243H133V241H132ZM158 243H159V245H158ZM77 244H78V246H77ZM146 244H149V245H152V246H148L147 247ZM171 244H172V246H171ZM173 244H175L176 247L178 245V246H180L181 248H184V249H181L180 247L176 248ZM193 244L196 245V246H194ZM211 244H212V247H211ZM237 244H234V245H237ZM12 245H14V246H12ZM20 245L22 247H20ZM44 245H46V246H44ZM120 245H122V246L120 247ZM213 245L216 246V250H215L216 252L214 251L215 247ZM250 245H246L244 247H248ZM9 246H11L12 248H10V250H7L9 248ZM43 246H44V250H43ZM62 246L65 247V248L62 249L63 250V254L60 253L62 251L61 250ZM87 246L90 247V248H88ZM104 246H105V248H104ZM163 246H165V250H164ZM185 246H186V249H185ZM2 247L4 248V251H3ZM13 247H14V249H13ZM69 247H71V248H69ZM150 247L154 248L153 249L154 252L152 251V248H150ZM205 247H207V248H205ZM236 247H237V251H236L237 253H235V251H234L236 248L234 250H232V249L229 250L228 249L229 251H231V252H229V251L227 252V253H229L227 255L228 257L225 255L227 253L224 252L225 254H223L221 252V250H220L218 252L219 254L215 255V256H220V255L223 254L225 257H223V255H222L221 257H223V258L221 260L218 259L220 262L217 260L219 262V264H221V262H222V264L223 263L224 264L233 263V261L235 259L234 257L239 255L238 253L240 252V250H238L239 249L238 246H236ZM252 247H249V248H252ZM15 248H16V250H15ZM20 248L22 250V251L19 250V251H21V253H19V251H17ZM67 248L69 250H67L66 253H68V254L66 255V253L64 251H66ZM117 248H119V251H118L119 253L116 252L117 250L115 251V249H117ZM125 248H127V246ZM178 248H180V249H178ZM194 248H195V250H194ZM211 248H213V249H211ZM249 248H247V249L249 250ZM84 249H89V250L85 251ZM110 249H112V250H110ZM120 249H122V250H120ZM166 249H167V251H166ZM247 249H246V251H247ZM109 250H110V252H109ZM124 250H126V249H124ZM156 250L158 252H156ZM168 250H169L170 253L168 252ZM176 250L178 251V253L176 252ZM198 250H200V251H198ZM261 250L257 251L258 254L256 252V254H255L256 256L253 258L252 261H255L254 259L256 257H257L256 258V261H257L258 257H260L258 261L259 262L262 261V263L264 262V258H263L264 254L262 255V251ZM2 251L3 252L6 251V253L9 252V254L12 253V256L11 255H7L5 253L3 254ZM46 251H47V253H45ZM68 251L70 253H72V252L73 253L70 254ZM81 251H84V252H81ZM88 251H91V252L88 253ZM148 251L149 252L152 251L151 255L148 254ZM159 251H160L161 254H162L163 251H164V253L162 255H160ZM182 251H183L184 254L182 253ZM208 251H210V253H208ZM15 252L18 255H16ZM22 252L25 253V255ZM86 252H87V254H89L88 256H85ZM155 252L157 253L158 256L156 255ZM187 252H190L189 254L192 253L191 254L192 257H191V255H190V257H188L189 255H188ZM193 252H194V254H193ZM213 252H215V253H213ZM59 253H60V255H59ZM181 253H182V255H181ZM196 253H197V255H196ZM69 254L71 256L73 255V258H74L73 260H70V258H72V257L68 256ZM174 254H175V256L173 257L172 255H174ZM185 254L188 255V256L186 257ZM51 255H53V256H51ZM61 255H62V258L60 257ZM76 255H77L78 258H81V259H79L80 261L77 259V257H75ZM109 255H111V254H109ZM152 255H153V258H155V259H151ZM3 256H4L5 259L2 258ZM9 256H10V258H9ZM39 256H41L40 259H39ZM63 256L65 257V259H63L64 258ZM147 256L151 257V258H148ZM177 256H180V258L179 257L177 258ZM197 256L201 259V261H200V259ZM50 257H52L51 258L52 260L50 259ZM82 257H84V259ZM170 257H172V258H170ZM183 257H185V258H183ZM206 257L204 259H206ZM147 258L150 259V260L147 261L148 260ZM162 258H163V260H162ZM186 258L187 259L189 258V261H187ZM228 258L230 260L231 259L232 260L230 261ZM7 259H8V261H6ZM9 259H11V260H9ZM55 259H56V261H55ZM66 259L69 260V261L67 262ZM85 259H86V261L87 260H89V261L86 262ZM139 259H140V263L139 262L136 263V261H139ZM171 259H173V260H171ZM176 259H177V261H176ZM3 260H5V261H3ZM37 260H39V261H37ZM61 260L62 261L66 260L67 263L66 262L65 263L62 262ZM74 260L75 261L78 260V261L75 262ZM151 260H153V261H151ZM180 260H181L182 263L180 262ZM182 260H184V261H182ZM229 261H230V263H229ZM245 261H243V263H241V264H251V262H252L249 259L245 260ZM248 261H250V262H248ZM78 262H80V263H78ZM170 263H168V264H170ZM115 264H119V263H115ZM120 264H122V263H120ZM214 264H217V263H215V261H214ZM252 264H257V263L254 262ZM258 264H260V263H258Z\"/></svg>",
	"mask_w": 264,
	"mask_h": 264
},
{
	"label": "bare ground",
	"instance_id": "6f19581e",
	"mask_svg": "<svg viewBox=\"0 0 264 264\" xmlns=\"http://www.w3.org/2000/svg\"><path fill=\"white\" fill-rule=\"evenodd\" d=\"M36 1H38V0H36ZM46 1H47V0H46ZM113 1H114V0H111V2H113ZM129 1H130V0H129ZM170 1H172V0H170ZM174 1H175V0H174ZM174 1H173V4H174ZM177 1H178V0H177ZM179 1H181V0H179ZM179 1H178V2H179ZM184 1H185V0H184ZM184 1H183V2H184ZM189 1H191V0H189ZM189 1H188V2H189ZM194 1H195V0H194ZM201 1H202V0H201ZM204 1H206V0H204ZM225 1L227 2L228 0H225ZM238 1H239V0H238ZM39 2H42V1H39ZM142 2H143V1H142ZM178 2H176L175 4H177ZM185 2H187V1H185ZM192 2H193V0H192ZM206 2H208V0H207ZM206 2H205V3H206ZM209 2H210V1H209ZM209 2H208V3H209ZM221 2H222V1H221ZM221 2H220V3H221ZM240 2H241V1H240ZM242 2H244V3H242V4H243V6L245 5V6H244V7H246L245 9H247V11L249 12V13L247 12V13H248L247 17H249V20H250L251 17H252V18L255 17L256 20H257V17H256V15L254 14V10H255V9L253 10V7H252L253 5H251L250 0H243ZM33 3H34V2H33ZM35 3H37V2H35ZM42 3H43V2H42ZM45 3H46V2H45ZM179 3H180V2H179ZM199 3H200V1H199ZM224 3H225V2H224ZM233 3H235V2H233ZM257 3H258L257 5L259 6L258 8H260V9H261V12L264 13V0H257ZM185 4H188V3H185ZM185 4H184V5H185ZM195 4L198 5V3H195ZM206 4H207V3H206ZM236 4H237V3H235V5H236ZM239 4H240V3H239ZM239 4H238V5H239ZM39 5H40V4H39ZM181 5H182V4H181ZM193 5H194V4H193ZM44 6H46V4H45ZM44 6H42L43 9L45 8ZM47 6H49V5H47ZM187 6H188V5H187ZM236 6H237V5H236ZM239 6H241V5H239ZM22 7H23V6H22ZM25 7H26V6H25ZM49 7H50V6H49ZM49 7H48V8H49ZM191 7H192V6H191ZM26 8H27V7H26ZM52 8H53V7H52ZM192 8H193V7H192ZM46 9H47V8H46ZM46 9H45V10H46ZM242 9H243V8H242ZM241 11H242V10H241ZM243 11H245V10H243ZM47 12H48V10H47ZM245 12H246V11H245ZM261 12H260V13H261ZM262 13H261V14H262ZM243 14H244V13H243ZM243 14H242V15H243ZM250 16H251V17H250ZM261 16L264 17V14L261 15ZM11 18H12V17H11ZM12 19H14V18H12ZM247 19H248V18H247ZM249 20H248V22H247V21H246V22L249 23ZM253 20L256 21L255 19H253ZM253 20H252V21H253ZM110 22H111V21H110ZM252 23L254 24V22H252ZM255 23L258 24V22H255ZM249 24L251 25V23H249ZM256 24H255V25H256ZM255 25H253V26H255ZM104 26H105V25H104ZM110 26H111V25H110ZM251 26H252V25H251ZM253 26H252V27H253ZM258 26H259V24H258ZM25 27H26V26H25ZM99 28H100V27H99ZM102 28H103V27H102ZM105 28H106V27H105ZM119 28H120V27H119ZM242 28H243V27H242ZM254 28H255V27H254ZM254 28H253V30H254ZM113 29H114V28H113ZM247 29H249V28H247ZM251 29H252V28H251ZM255 29H259V27H258V28L256 27ZM24 30H25V28H24ZM24 30H23V31H24ZM26 30H27V28H26ZM90 30H91V29H90ZM99 30H100V29H99ZM104 30H105V29H104ZM106 30H107V29H106ZM106 30H105V32H106ZM109 30H110V29H109ZM114 30H115V29H114ZM259 30L261 31V29H259ZM259 30H258V31H259ZM101 31H102V30H101ZM115 31H116V30H115ZM254 31H255V30H254ZM260 31H259V32H260ZM105 32H103V33H105ZM107 32H108V31H107ZM112 32H113V31H112ZM251 32H252V31H251ZM256 32H257V31H256ZM27 33H28V32H27ZM92 33H93V31H92ZM99 33H100V32H99ZM248 33H249V32H248ZM260 33L262 34V32H260ZM106 34H107V33H106ZM112 34H113V33H111V35H112ZM253 34H254V33H253ZM94 35H95V34H94ZM98 35H99V34H98ZM101 35H102V33H101ZM101 35H99V36H101ZM114 35H115V34H114ZM23 36H24V35H23ZM89 36H90V35H89ZM91 36H93V35H91ZM99 36H98V37H99ZM103 36H104V35H103ZM256 36H259V35L256 34ZM261 36H262V35H260V37H261ZM30 37H31V36H30ZM106 37H107V36H106ZM252 37H253V36H252ZM91 38H93V37H91ZM91 38H89V40H90ZM102 38H103V37H102ZM21 39H22V38H21ZM95 39H98V38H95ZM253 39H254V38H253ZM258 39H259V38H258ZM258 39H257V40H258ZM25 40H26V39H25ZM25 40H24V43L26 42ZM43 40H44V39H43ZM98 40H99V39H98ZM255 40H256V38H255ZM260 40H261V41H260ZM260 40H258V41L260 42V43H259V46L262 45V44H264L263 36L261 37ZM44 41H45V40H44ZM258 41H257V42H258ZM262 41H263V42H262ZM21 42H22V41H21ZM21 42H20V44H21ZM252 42H253V41H252ZM254 42H256V41H254ZM254 42H253V43H254ZM261 43H262V44H261ZM256 45H258V43H257ZM228 47H229V46H227V48H228ZM254 48H255V47H254ZM261 48H262V51L264 52V49H263L264 46H263V45L261 46ZM236 49H237V48H236ZM256 49L258 50V47H257ZM225 50H226V49H225ZM257 50H256V52H257ZM237 51H238V50H237ZM239 51H240V50H239ZM251 51H252V50H251ZM253 51H254V50H253ZM235 52H236V51H235ZM235 52H234V53H235ZM249 52H250V51H249ZM263 52H262V53H263ZM221 54H222V53H221ZM223 54H224V53H223ZM223 54H222V55H223ZM255 54H256V53H255ZM258 54H259V53H258ZM259 55H260V54H259ZM260 56H261V55H260ZM263 56H264V55H263ZM218 58H221V57H218ZM259 59H260V57H259ZM263 59H264V58H263ZM219 60H220V59H219ZM221 60H222V59H221ZM221 60H220V61H221ZM258 61H259V60H258ZM199 62H200V61H199ZM216 62H217V61H216ZM251 62H252V61H251ZM251 62H250V64H251ZM256 62H257V61H256ZM259 62H260V61H259ZM259 62H258V63H259ZM262 62H263V61H262ZM245 63H246V62H245ZM263 63H264V62H263ZM263 63H262V65H263ZM197 64H198V63H197ZM247 64H248V63H247ZM253 64H254V63H252V65H253ZM255 64H257V63H255ZM214 65H216V66L211 70V72H210V74H209L210 77H208V78H209V81H208V82H209V84H208L209 87H208V88L211 89V90H210L211 93H212V90L215 92V94H216V93H222V94L225 96V98H222V99H223V100L226 99V105H225V110H224L223 116H222L221 120L219 121V125H218V127H217V130H216V129H215L216 131L214 130V131H215V133H214V134H215V135H214L215 138L213 137V138H214V142H213L212 146H211V145H210L211 147L209 146V147L211 148V150H208V151H210V152H208V154H209L208 157H209V158H210V157H212V158H213V157H214V158H216V157L218 158V157H219V159H221L223 156L227 155V156H225V157L230 158V156H228V155H230L229 153L232 152L233 150H234L233 153H236L235 151H237V150H238V152H239V150H240L239 148H242V151H243V152H242L241 150H240V152H242L244 155H243V158L241 159V161L237 163L238 165H236V166H237L236 169H234V171H232L231 174H230V172H229V176H228V177L226 176V178H224L225 181L223 180V181H224L223 183H222V182H219V185H214V187L217 186L216 188H214V187L212 188V187H211V189H213L212 191H210V188H209L208 191H210V192L207 191V194L205 193V191H204V194L202 193V192H203V189H202V192H201V190H199V191L201 192V194H203V196H204V195H206V196L201 198V197H200L201 195L198 194V195H199V198L201 199V201H199V199H198V201H197V203H196L197 205L195 206V203L193 204V205L195 206V208H194L193 210H192V208H191V207H193V206H190V207L188 208V209H191V210H192V212H191V210H190L189 213L196 214L197 218H198V215H199V218H200L202 214L204 215V213H205V215H207L206 212H211L212 214H215V213H216L215 215H216L217 217H215V216H213L212 214L209 213V215H210V216L212 215V217H213L212 219H211V217H209V218L211 219L212 224H213V222L215 221V219L217 220V218H219L220 216H221V218H220V220H221V219H223L222 217H224L225 215H227V214H228V215H231V214H229V213H231L232 210L240 211V209L243 210L244 208L246 209V208H248V207H249V209H250V207L252 208L253 205L255 206V208L258 207V210H260V211L264 208V74H263V73H262L263 75H260V74H259L260 76L258 75L259 77H255V78H251V77H250L252 80L249 78V81H250V80H251V81L248 82V83H246V84H242V83L239 84V83H235V82H233V80H231V78H229L228 75H227L228 77L225 75L226 73L223 72V69H224V68L221 69L220 65L218 66V64H214ZM260 65H261V64H259V67H260ZM222 66H223V65H222ZM250 66H251V65H250ZM253 66H254V65H253ZM253 66H252V67H253ZM244 67H246V66L244 65ZM165 68H166V67H165ZM241 68H242V67L240 66V70H241ZM248 68H249V66H248ZM248 68H246V70H247ZM255 68H256V67H255ZM257 68H258V66H257ZM257 68H256V70H257ZM263 68H264V67H263ZM250 69H251V68H250ZM252 69H253V68H252ZM244 70H245V69H244ZM253 70H254V69H253ZM262 70H263V69H262ZM262 70H261V71H262ZM251 71H252V70H251ZM258 71H259V68H258ZM258 71H256V72H258ZM263 71H264V70H263ZM245 72H246V71H245ZM248 72H250V71H248ZM248 72H247V73H248ZM253 72H254V71H253ZM253 72H251L250 75H249V73H248V75H249V76H252V75H253ZM258 73H259V72H258ZM228 74H229V73H228ZM254 74H255V73H254ZM248 75H247V76H248ZM235 76H236V75H235ZM245 76H246V75H245ZM203 77H204V76H203ZM230 77H231V76H230ZM241 77H243V75H242ZM238 78H239V77H238ZM246 78H247V77H246ZM200 79H201V78H200ZM200 79H199V81H198V80L195 81L196 83L194 84L193 89H192V88L189 89L190 91H188V90L185 91V89H184V91H183V89H182V90H176V91H178V92L175 93V95H174V94H169V97L166 95V96L169 98V99H168V100H169V103L172 102L171 104H173L174 101H178V100L180 101V99H183V100L185 99V101L187 100L186 102H188V100H191L190 98H192V97H194V96L197 97V95H200V93H202V89H203V86H204V84L202 85V81L204 80V78H202L201 81H200ZM72 80H73V79H72ZM197 81H198V82H197ZM234 81H235V80H234ZM73 82H74V81H73ZM78 82H79V81H78ZM203 82H204V81H203ZM238 82H239V81H238ZM78 84H79V83H78ZM68 85H69V83H68ZM79 85H80V84H79ZM82 85H83V84H82ZM82 85H81V86H82ZM76 86H77V85H76ZM69 87H70V85H69ZM65 89H66V86H65ZM70 89H71V88H70ZM81 89H82V88H81ZM83 89H84V88H83ZM186 89H188V88H186ZM206 89H207V87H206ZM67 90H68V89H67ZM176 91H175V92H176ZM203 91H204V90H203ZM208 92H209V91H208ZM170 93H174V92H170ZM203 93H204V92H203ZM35 94H36V93H35ZM213 94H214V93H213ZM213 94H212V95H213ZM215 94H214V95H215ZM40 95H41V94H40ZM170 95H171V96H170ZM172 95H173V96H172ZM207 95L210 96V94H207ZM207 95H206V96H207ZM38 96H39V93H38L37 97H38ZM44 96H46V95H44ZM220 96H221V95H220ZM220 96H219V97H220ZM170 97H171V98H170ZM196 97H195V98H196ZM199 97H200V99H202L201 97H203V94H202L201 96H198V98H199ZM40 98H41V97H40ZM42 98H43V96H42ZM203 98H204V97H203ZM208 98H209V97H208ZM26 99H27V98H26ZM163 99H164V98H163ZM163 99H162V100H163ZM192 99H193V98H192ZM206 99H207V98H206ZM29 100H30V99H29ZM37 100H39V99H37ZM159 100H161V99H159ZM168 100L166 99V101H165V99H164L165 102H167ZM193 100H194V99H193ZM193 100H192V101H193ZM195 100H197V99H195ZM195 100H194V102H195ZM1 101H2V100H1ZM25 101H26V100H25ZM27 101H28V99H27ZM199 101H200V100H199ZM2 102H3V101H2ZM2 102H0V103L2 104ZM16 102H17V101H16ZM16 102H15V103H16ZM23 102H24V101H23ZM159 102L161 103V101H159ZM162 102H163V101H162ZM165 102H164V104L166 105ZM196 102H197V101H196ZM3 103H4V102H3ZM17 103H18V102H17ZM155 103H156V102H155ZM167 103H168V102H167ZM169 103H168V104H169ZM175 103H176V102H175ZM178 103H179V102H178ZM182 103H183V102H182ZM188 103H189V102H188ZM188 103H187V105L191 104V103H189V104H188ZM156 104L158 105V103H156ZM156 104L152 103V105H155V106H156ZM164 104H163V105H164ZM180 104H181V103H180ZM184 104H185V105H184V107H185V106H186V103H184ZM192 104H194V103H192ZM16 105L18 106V104H16ZM152 105H151V106H152ZM161 105H162V103L159 104L158 106H161ZM165 105H164V107L166 108ZM173 105H174V104H173ZM176 105H177V104H176ZM181 105H182V104H181ZM1 106H2V105H0V108L5 107V106H3V107H1ZM22 106H23V104H22ZM61 106H62V105H61ZM64 106H65V105H64ZM67 106H68V105H67ZM149 106H150V104H149ZM151 106H150V107H151ZM168 106H169V105H168ZM170 106L172 107V105H170ZM170 106H169V107H170ZM174 106H175V105H174ZM174 106H173V108H174ZM178 106H180V105H178ZM178 106H176V108H177L178 110H180V114H181V111H182V110H181L180 107H178ZM190 106H191V105H190ZM190 106H189V107H190ZM18 107H19V106H18ZM20 107H21V106H20ZM33 107H34V106H33ZM58 107H59V106H58ZM152 107H153V106H152ZM189 107H188V108H189ZM22 108H23V107H22ZM25 108H26V107H25ZM63 108H64V107H63ZM70 108H71V107H70ZM148 108H149V107H148ZM157 108H159V107H154V109H156V111L152 108V109L155 111V113H159V112L157 111ZM160 108H161L160 110L162 111V107H160ZM176 108H175V111H176ZM181 108L183 109V107H181ZM186 108H187V107H186ZM10 109H11V108H10ZM10 109H9V110H10ZM16 109H17V107H16ZM28 109H31V108H27V110H28ZM59 109H60V108H59ZM149 109H150V108H149ZM152 109H151V112H149V113H152ZM167 109H168V107H167ZM171 109H172V108H171ZM20 110H21V109H20ZM56 110H57V109H56ZM66 110H67V109H66ZM126 110H127V109H126ZM146 110H147V109H146ZM160 110H159V111H160ZM164 110L166 111V109H164ZM169 110H170V109H169ZM178 110H177V111H178ZM184 110H185V109H183V111H184ZM1 111H2V110H1ZM24 111H25V110H24ZM68 111H69V110H67V112H68ZM139 111H140V110H139ZM167 111H168V110H167ZM177 111H176V112H177ZM6 112H7V110H6ZM6 112H5V113H6ZM13 112H15V115L17 114L16 111H13ZM19 112H20V111H19ZM25 112H26V111H25ZM27 112H29V111H27ZM32 112H33V111H32ZM61 112H62V111H61ZM140 112H141V111H140ZM144 112H145V111H144ZM147 112H148V110H147ZM172 112H174V111H172ZM184 112H185V111H184ZM8 113H9V111H8ZM20 113H21V112H20ZM23 113H24V112H23ZM33 113H34V112H33ZM56 113H58V112H56ZM63 113H64V111H63ZM121 113H122V112H121ZM155 113H153V115H154ZM160 113H161V112H160ZM13 114H14V113H13ZM28 114H29V113H28ZM30 114H31V113H30ZM53 114H54V113H53ZM61 114H62V113H61ZM143 114H144V113H143ZM147 114H148V113H147ZM163 114H164V113H161L160 115H163ZM167 114H168V112H167ZM167 114H166L165 116H167ZM170 114H171V113H170ZM18 115H19V114H18ZM18 115H17V117L19 118ZM54 115H55V114H54ZM148 115H150V114H148ZM148 115H146V117H147ZM151 115H152V114H151ZM151 115H150V117H151ZM155 115H156V116H160V115H158V114H155ZM155 115H154V116H155ZM176 115H177V113H176ZM6 116H8V115L6 114ZM11 116H13L12 113H11ZM11 116H9V117L12 118ZM20 116H21V115H20ZM22 116H23V115H22ZM47 116H48V118H49V115H47ZM51 116H52V114H51ZM63 116H64V115H63ZM144 116H145V114H144ZM156 116H155V117H156ZM168 116H169V115H168ZM168 116H167V117H168ZM3 117H4V116H3ZM13 117H14V116H13ZM24 117H25V116H24ZM24 117H23V118H24ZM26 117H27V115H26ZM119 117H120V115H119ZM148 117H149V116H148ZM148 117H147V118H148ZM155 117H153V118H155ZM167 117H166V118H167ZM174 117H175V116H174ZM178 117H179V116H178ZM7 118H8V117H7ZM20 118H21V117H20ZM52 118H53V117H52ZM58 118H59V117H58ZM166 118H165V119H166ZM172 118H173V117H172ZM2 119H3V118H2ZM8 119H9V118H8ZM53 119H54V118H53ZM120 119H122V117H121ZM161 119H162V116H160V118H159V119H156V120H158V121L160 120V121H161ZM167 119H168V118H167ZM167 119H166V120H167ZM5 120H6V119H5ZM12 120H13V119H12ZM12 120H11V121H12ZM21 120H23V119H21ZM21 120H19V121H21ZM29 120H30V119H29ZM32 120H33V119H32ZM48 120H49V119H47V121H48ZM50 120H51V118H50ZM150 120H151V119H150ZM156 120H155V121H156ZM162 120H163V119H162ZM168 120H169V119H168ZM3 121H4V120H3ZM7 121H8V120H7ZM15 121H16V119H15ZM23 121H24V120H23ZM33 121H34V120H33ZM33 121H32V122H33ZM44 121H45V120H44ZM122 121H123V119H122ZM155 121H154V122H155ZM170 121H171V120H170ZM8 122L10 123V119H9ZM13 122H14V121H13ZM25 122H26V121H25ZM30 122H31V121H30ZM45 122H46V121H45ZM50 122H51V121H50ZM52 122L54 123V121H52ZM118 122H119V121H118ZM123 122H124V121H123ZM168 122H169V121H168ZM5 123H6V122H5ZM14 123H16V122H14ZM19 123H20V122H19ZM19 123H16V124L18 125ZM21 123H22V122H21ZM23 123H24V122H23ZM36 123H37V122H36ZM48 123H49V122H48ZM53 123L50 124V125L53 126ZM162 123H164V121H163ZM170 123H171V122H170ZM170 123H168V125H169ZM1 124H2V123H1ZM1 124H0V128H3L5 125L3 124L4 126L1 127ZM10 124H11V123H10ZM10 124H9V126H10ZM34 124H35V123H34ZM34 124H31L30 126L32 127V125H33V127H34ZM44 124L46 125V123H44ZM93 124H94V123H93ZM117 124H118V123H117ZM160 124H161V122H160ZM13 125H14V124H12V126H13ZM26 125H28V123H26ZM26 125H25V128H26ZM38 125H39V124H38ZM40 125H41V124H40ZM42 125H43V124H42ZM50 125H49V126H50ZM99 125H100V124H99ZM120 125H121V124H120ZM155 125H156V123H155ZM158 125H159V124H158ZM158 125H157V126H158ZM162 125H163L164 127L166 126V125H164V124H162ZM162 125H161V126H162ZM7 126H8V125H7ZM20 126H21V125H19V127H20ZM23 126H24V125H23ZM92 126H93V125H92ZM102 126H103V125H101V127H102ZM122 126H123V125H122ZM14 127H15V126H14ZM19 127H18V128H19ZM21 127H22V126H21ZM45 127H46V126H45ZM50 127H51V126H50ZM99 127H100V126H99ZM101 127H100V128H101ZM119 127H120V126H119ZM126 127H127V126H126ZM164 127H162V128L164 129ZM169 127H170V126H169ZM4 128L7 129L6 127H4ZM16 128H17V127H16ZM23 128H24V127H23ZM28 128H29V127H28ZM28 128H27V129H28ZM37 128H40V126L37 127ZM83 128H84V127H83ZM83 128H82V129H83ZM85 128H87V127L85 126ZM93 128H96V127H93ZM116 128H118V127H116ZM156 128H157V127H156ZM21 129H22V128H21ZM21 129H20V130H21ZM29 129L31 130V128H29ZM33 129H34V128H33ZM44 129H45V128H44ZM91 129H92V127H91ZM126 129H127V128H126ZM154 129H155V128H154ZM157 129H158V128H157ZM168 129H169V128H168ZM170 129H171V127H170ZM1 130H3V129H1ZM7 130H8V129H7ZM12 130L14 131L15 129L13 128ZM22 130H23V129H22ZM30 130H29V131H30ZM34 130H35V129H34ZM40 130H41V129H40ZM86 130H87V129H86ZM89 130H90V129H89ZM95 130H97V133H98V132L101 131L102 129L98 131V128H96ZM95 130H94V131H95ZM104 130H105V129H104ZM152 130H153V129H152ZM158 130H159V129H158ZM165 130H167V129H165ZM192 130H193V129H192ZM3 131H5V130H3ZM81 131H82V130H81ZM81 131H80V133H81ZM124 131H125V130H124ZM162 131H163V130H162ZM162 131H159V132H162ZM5 132H6V131H5ZM14 132H15V131H14ZM14 132H12V133L14 134ZM16 132H17V130H16ZM16 132H15L14 135H9V136L7 135V134L9 133V130H8V132H6V134H3V133L0 132V134H3V135L0 136V144H2V143L5 144L6 139H7L8 137H9V138H8L7 140H10V142L12 141L13 137H18V135H17ZM26 132H27V130H26ZM37 132H38V131H37ZM39 132H40V131H39ZM39 132H38V133H39ZM78 132H79V131H78ZM85 132H86V131H85ZM87 132H88V131H87ZM90 132H91V130H90ZM92 132H93V131H92ZM95 132H96V131H95ZM95 132H94V133H95ZM101 132H103V131H101ZM114 132H115V131H114ZM119 132H120V131H119ZM157 132H158V131H157ZM12 133H11V134H12ZM18 133H19V132H18ZM30 133H33V132L30 131ZM40 133H42V132H40ZM82 133H83V132H82ZM104 133H105V132H104ZM116 133H118V132L116 131ZM122 133H123V132H122ZM122 133H121V134H122ZM126 133H127V131H126ZM150 133H151V130H150ZM153 133H154V132H153ZM169 133H170V132H169ZM190 133L192 134L193 132L191 131ZM195 133H197V132H195ZM21 134H23V133H21ZM21 134H20V135H21ZM34 134H35V133H34ZM75 134H76V132H75ZM86 134H87V133H86ZM95 134H96V133H95ZM95 134H94V135H95ZM130 134H131V133H130ZM154 134H155V133H154ZM161 134H162V133H161ZM165 134H166V133H165ZM165 134H164V135H165ZM182 134H183V133H182ZM41 135H42V134H41ZM92 135H93V134H92ZM92 135H91V136H92ZM103 135H104V134H103ZM115 135H116V134H115ZM117 135H118V134H117ZM117 135H116V136H117ZM131 135H133V134H131ZM10 136H12V137H11L12 139H10ZM22 136H23V135H22ZM74 136H75V135H74ZM74 136H73V137H74ZM76 136H81V135H76ZM76 136H75L74 138H76ZM83 136H84V135H83ZM91 136H90V137H91ZM96 136H97V134H96L94 137H96ZM123 136H124V135H123ZM125 136H126V135H125ZM125 136H124V137H125ZM134 136H135V135H134ZM148 136H149V135H148ZM148 136H147V137H148ZM151 136H152V135H151ZM154 136H155V135H154ZM156 136H157V134H156ZM156 136H155V137H156ZM162 136H163V135H162ZM166 136H167V134H166ZM170 136H172V135H170ZM180 136L182 137L183 135L180 134ZM180 136H179V137H180ZM185 136H186V135H185ZM32 137H33V136H32ZM98 137L100 138V136H98ZM98 137H96V139H97ZM104 137H105V135H104ZM113 137H114V136H113ZM131 137H132V136H131ZM147 137H146V139H147ZM157 137H159V134H158ZM160 137H161V136H160ZM187 137H188V136H187ZM21 138H22V137H21ZM21 138H19L20 141H21ZM23 138H24V137H23ZM26 138H27V137H26ZM82 138H83V137H82ZM84 138H85V137H84ZM84 138H83V139H84ZM87 138H88V136H87ZM91 138H93V137H91ZM91 138H90V139H91ZM119 138H120V137H119ZM119 138L117 137V139H119ZM175 138H176V137H175ZM27 139H28V138H27ZM38 139H39V138H38ZM38 139H37V141H38ZM40 139H41V138H40ZM70 139H71V138H70ZM76 139H77V138H76ZM100 139H101V138H100ZM142 139H144V138H142ZM142 139H141V140H142ZM148 139H149V138H148ZM155 139H156V138H155ZM155 139H153V141H154ZM176 139H177V138H176ZM181 139H182V138H181ZM181 139H180V141H181ZM185 139H186V138H185ZM13 140H14V139H13ZM65 140L67 141V139H65ZM74 140H75V139H74ZM74 140H71V141H74ZM80 140H81V138H80ZM80 140H79V141H80ZM87 140H88V139H87ZM94 140H95V138H94ZM98 140H99V139H98ZM120 140H121V139H120ZM120 140H119V141H120ZM150 140H152V139H150ZM150 140H148V141H150ZM162 140H163V139H162ZM165 140H166V137H165L164 141H165ZM167 140H168V138H167ZM170 140H171V139H170ZM1 141H3V142H1ZM4 141H5V142H4ZM23 141H24V140H23ZM28 141H29V140H28ZM37 141H36V142H37ZM66 141H65V143H66ZM95 141H97V140H95ZM101 141H102V140H101ZM146 141H147V140H146ZM180 141H179V142H180ZM17 142H19V140H18ZM43 142H44V141H43ZM83 142H84V140H83ZM85 142H86V140H85ZM89 142H90V141H89ZM91 142H92V140H91ZM97 142H98V141H97ZM144 142H145V141H144ZM154 142H155V141H154ZM169 142H171V141H169ZM173 142H177V141L174 140ZM179 142H177V143H179ZM184 142H185V140H184ZM8 143H9V141H8ZM20 143H21V142H20ZM20 143H19V144H20ZM24 143H25V142H24ZM44 143H45V142H44ZM58 143H59V142H58ZM69 143H70V141H69ZM79 143H80V142H79ZM81 143H82V142H81ZM94 143H95V142H94ZM131 143H132V142H131ZM133 143H134V142H133ZM135 143L137 144V142H135ZM146 143H147V142H145V145H146ZM155 143H156V142H155ZM155 143H154V144H155ZM165 143H166V142H165ZM181 143H183V142L181 141ZM4 144H3V145H0L1 148H4V147H3ZM6 144H7V143H6ZM10 144H11V143H10ZM16 144H17V143H16ZM37 144L39 145L40 143L37 142ZM59 144H60V143H59ZM66 144H67V143H66ZM66 144H65V145H66ZM73 144H74V143H73ZM76 144H77V143H76ZM76 144H75V145H76ZM82 144H83V143H82ZM86 144L89 145V143H86ZM91 144H92V143H91ZM95 144H96V143H95ZM95 144H93V145H95ZM115 144H116V143H115ZM128 144H129V141H128ZM143 144H144V143H143ZM150 144H151V143H150ZM152 144H153V143H152ZM154 144H153V145H154ZM160 144H161V143H160ZM162 144H163V143H162ZM167 144H168V143H167ZM171 144H172V142H171ZM173 144H174V143H173ZM13 145H14V144H13ZM35 145H36V143H35ZM56 145H57V143H56ZM62 145H63V144H62ZM103 145H104V144H103ZM116 145H118V144H116ZM116 145H115V146H116ZM137 145H138V144H137ZM141 145H142V143H141ZM156 145H157V144H156ZM158 145H159V144H158ZM164 145H165V144H164ZM164 145H163V147L165 148ZM182 145H183V144H182ZM8 146H9V145H8ZM14 146H15V145H14ZM18 146H19V145H18ZM20 146H22V145H20ZM24 146H27V145H24ZM24 146H23L22 148H21V147H20V148H21V149L24 148V150H26ZM39 146H40V148L42 147L41 145H39ZM79 146H80V145L78 144V147H79ZM81 146H82V145H81ZM84 146H86V145H84ZM98 146H99V145H98ZM104 146H105V145H104ZM113 146H114V145H113ZM121 146H122V145H121ZM127 146L130 148L129 145H127ZM132 146H133V145H132ZM135 146H136V145H135ZM142 146H143V145H142ZM146 146H147V145H146ZM154 146H155V145H154ZM167 146H168V145H167ZM173 146H174V145H172V147H173ZM183 146H184V145H183ZM186 146H187V145H186ZM186 146H185V147H186ZM5 147L8 148L7 146H5ZM12 147H13V146H12ZM15 147L17 148V145H16ZM37 147H38V146H37ZM37 147H36L35 149H37ZM54 147H55V146H54ZM67 147H68V146H67ZM67 147H66V150L68 149ZM70 147H71V146H70ZM70 147H69V148H70ZM74 147H75V146H74ZM78 147H76V148H78ZM82 147H83V146H82ZM82 147H81V148H82ZM88 147H89V146H88ZM108 147H109V146H108ZM118 147H119V146H118ZM128 147H127V148H128ZM188 147H189V146H188ZM1 148H0V151L2 150ZM30 148H31V147H30ZM61 148H62V146H61ZM63 148H64V150H65V147H63ZM94 148H95V147H94ZM112 148H113V147H112ZM133 148H134V147H133ZM135 148H136V147H135ZM149 148H150V146L148 147V149H149ZM160 148H161V147H160ZM164 148H163V149H164ZM166 148H167V147H166ZM166 148H165V149H166ZM177 148H178V147H177ZM177 148H175V149H177ZM179 148H180V146H179ZM179 148H178V149H179ZM186 148H187V147H186ZM186 148H184V149H186ZM8 149L11 150V147L8 148ZM14 149H15V148H14ZM17 149H18V148H17ZM27 149H28V148H27ZM33 149H34V147H33ZM52 149H55V148H52ZM56 149H57V151H58L60 148L58 149V146H57ZM71 149H72V147H71ZM85 149H86V147H85ZM87 149H88V148H87ZM89 149H90V148H89ZM92 149H93V148H91L90 151H93ZM98 149H99V148H98ZM101 149H102V148H101ZM107 149H108V148H107ZM114 149H115V148H113V150H114ZM116 149H117V148H116ZM119 149H120V148H119ZM138 149H139V148H138ZM142 149H143V148H142ZM142 149H141V150H142ZM145 149H146V148H145ZM151 149H152V148H151ZM151 149H149V150H151ZM165 149H164V150H165ZM167 149H168V148H167ZM169 149L172 150L171 146H169ZM169 149H168V150H169ZM173 149H174V148H173ZM236 149H237V150H236ZM243 149H244V150H243ZM3 150H4V149H3ZM38 150H39V148H38ZM43 150H44V149H43ZM62 150H63V149H61V152H63ZM80 150H82V149H80ZM80 150H79V151H80ZM96 150H97V148H96ZM123 150H124V148H123ZM125 150H126V149H125ZM133 150H134V149H133ZM135 150H137V149H135ZM153 150H154V148H153ZM171 150H170V153H172ZM181 150H182V147H181ZM15 151H17V150H15ZM26 151H27V150H26ZM26 151H23V150H22V151H20V153H19V150H18V155L14 152L16 158L14 159V161H11V162H10V163H12V164H9V163L7 162L11 167L8 166V164L6 163L5 165H7L9 168L6 169V170L3 169V171H7V172L4 173V172H2V169H0V173L2 172V174H0V182H4V181L6 182L7 179L10 178V176L13 177V174H16L17 172L20 173L19 171H21V170L23 171V170L25 169V171H26V167H27V171L29 170V169H28V166H30V163H31V162H34V159H35V158L32 159V156H31V154H30V153H32V152H30V153L27 152V153H26ZM36 151H37V150H34V153H33V154H35ZM39 151H40V150H39ZM49 151H50V150H49ZM59 151H60V150H59ZM59 151H58V152H59ZM77 151H78V150H77ZM85 151H87V150H85ZM88 151H89V150H88ZM88 151H87V152H88ZM90 151H89V153H91ZM101 151H102V150H101ZM101 151H100V152H101ZM128 151H129V150H128ZM130 151H131V148H130ZM146 151H147V149H146ZM166 151H167V150H166ZM172 151H173V150H172ZM179 151H180V149H179ZM179 151H178V152H179ZM9 152H10V151H9ZM37 152H38V151H37ZM50 152H51V151H50ZM58 152H56V153H58ZM97 152H99V151H97ZM100 152H99V153H100ZM104 152H105V151L103 150V154H104ZM115 152H116V151H115ZM120 152H121V151H120ZM132 152H133V151H132ZM147 152H148V151H147ZM153 152H154V151H153ZM160 152H163V151L161 150ZM178 152H177V153H178ZM240 152H239V153H240ZM1 153H3V152H0V154H1ZM43 153H45V152L43 151ZM46 153H47V151H46ZM69 153H70V152H69ZM75 153H76V152H75ZM84 153H85V152H84ZM84 153H83V154H84ZM99 153H97V154H99ZM101 153H102V152H101ZM101 153H100V154H101ZM106 153H107V152H105V154H106ZM117 153H118V152H117ZM133 153H134V152H133ZM136 153H137V152H135V154H136ZM139 153H141V152H138L137 154H139ZM163 153H164V152H163ZM167 153L169 154V152H167ZM167 153H166V154H167ZM175 153H176V152H175ZM3 154H4V153H3ZM11 154H12V153H11ZM29 154H30V155H29ZM33 154H32V155H33ZM61 154H62V153H61ZM71 154H72V153H71ZM76 154H77V153H76ZM93 154H94V153H93ZM108 154H109V153H108ZM108 154H107V155H108ZM123 154H124V153H123ZM130 154H131V153H130ZM130 154H129V155H130ZM135 154H133V155H135ZM143 154H144V153H143ZM148 154H149V152H148ZM168 154H167V155H168ZM172 154H173V153H172ZM180 154H181V153H180ZM180 154H179V155H180ZM16 155H17V156H16ZM36 155H37V153H36ZM39 155H40V154H39ZM42 155H43V154H42ZM45 155L47 156V154H44V157H46ZM56 155H58V154H56ZM64 155H65V154H64ZM85 155H86V154H85ZM117 155H118V154H117ZM141 155H142V153H141ZM164 155H165V154H163L161 157L163 158ZM167 155H166V156H167ZM169 155H170V154H169ZM175 155H177V154H175ZM231 155H232V153H231ZM233 155L236 156V154H233ZM233 155H232V156H233ZM8 156H10V154H9ZM11 156H13V155H11ZM11 156H10V157H11ZM34 156H35V155H34ZM37 156H38V155H37ZM52 156H54V155H52ZM62 156H63V155H62ZM62 156L60 155V156H57V157H58V158H62ZM65 156H66V155H65ZM70 156H72V155L69 154V157H70ZM78 156H79V155H77L76 157H78ZM88 156H89V155H88ZM88 156H87V157H88ZM98 156H99V155H98ZM118 156H119V155H118ZM118 156H117V158H119ZM126 156L128 157V154H127ZM135 156H136V155H135ZM142 156H144L143 158H144V160H145V155H142ZM148 156H150V155H148ZM4 157H5V156H4ZM35 157H36V156H35ZM48 157H49V155H48ZM57 157H55V158H57ZM66 157H67V156H66ZM69 157H68V159H69ZM79 157H82V155L79 156ZM87 157L84 156L83 159H84V158H87ZM95 157H96V156H95ZM100 157H103V156H100ZM129 157H131V156H129ZM175 157H176V156H175ZM180 157H181V156H180ZM225 157H224L223 159L226 161L228 158L225 159ZM6 158H7V157H6ZM40 158H41V157H40ZM58 158H57V160H56V163L58 162ZM71 158H72V157H70L69 160H71ZM73 158H75V156H74ZM98 158H99V157H98ZM115 158H116V157H115ZM115 158H114V159H115ZM117 158H116V159H117ZM121 158L123 159V155L121 156ZM124 158H126V157L124 156ZM135 158H136V157H135ZM205 158H206V156H205ZM217 158H216V159H217ZM1 159H2V158H1ZM43 159H44V158H43ZM43 159H42V160H43ZM49 159H50V157L47 159V161H49ZM75 159H77V158H75ZM75 159H74V161H75ZM79 159H81V158H79ZM83 159H82V160H83ZM99 159L101 160V158H99ZM122 159H121V160H122ZM147 159H149V158L147 157ZM159 159H160V158H159ZM166 159H167V158H166ZM223 159H222V160H223ZM231 159H233V158L231 157ZM11 160H12V159H11ZM51 160H53V159H51ZM51 160H50V161H51ZM60 160H62V159H60ZM66 160H67V159H66ZM66 160H65V162H66ZM77 160H78V159H77ZM132 160H134V157L132 158ZM137 160H139V159H138V156H137ZM163 160H165V159H163ZM175 160H177V159H175ZM206 160H207V159H205V161H206ZM211 160H212V159H211ZM211 160H209V163H212V162H210ZM213 160H215V159H213ZM217 160H218V159H217ZM224 160H223V161H224ZM229 160H230V159H229ZM229 160H228V162H229ZM9 161H10V160H9ZM44 161H45V160H43V162H44ZM72 161H73V159H72ZM72 161H68L69 163H67V164H69L70 166H73V167H71V168H74V165L76 166L77 163L74 164V162H72ZM89 161H90V160H89ZM98 161H99V160H98ZM114 161H115V160H114ZM119 161H120V160H119ZM119 161H118V162H119ZM123 161H124V160H123ZM123 161H122V162H123ZM141 161L143 162V160H141ZM154 161H155V160H154ZM154 161H153V162H154ZM205 161H204V162H205ZM215 161H216V160H215ZM219 161H220V160H219ZM5 162H6V161H5ZM38 162H40V161H38ZM60 162H61V161H60ZM65 162H64V164H65ZM70 162L73 163L74 165H71ZM84 162L87 163V160H85ZM84 162H83V163H84ZM91 162H92V161H91ZM91 162H89V163H91ZM124 162H125V161H124ZM135 162H136V161H135ZM137 162H138V161H137ZM144 162H145V161H144ZM148 162H149V161H148ZM159 162H162L161 159H160ZM164 162H165V161H164ZM170 162H171V161H169L168 163H170ZM172 162H174V161H172ZM207 162H208V160L206 161V164H207ZM216 162H217V161H216ZM228 162L226 161L225 164H227ZM0 163H3V162H0ZM53 163H55V161H54ZM58 163H59V162H58ZM58 163L55 164V165H56V166H55L56 168H57ZM78 163H79V162H78ZM128 163H129V161H128ZM128 163H127V164H128ZM130 163H131V162H130ZM132 163H134V162L132 161ZM155 163H157V165H160V163L158 164V162H155ZM166 163H167V162H166ZM166 163H165V164H166ZM219 163H220V162H219ZM221 163H223V162L221 161ZM221 163H220V164H221ZM28 164H29V165H28ZM32 164H33V163H32ZM40 164H41V163H40ZM47 164H48V163H47ZM61 164H63V163H61ZM79 164H80V163H79ZM81 164H82V163H81ZM114 164H115V162H114ZM116 164H117V163H116ZM121 164L124 165L125 163H121ZM127 164H126V166H128ZM139 164H140V163H139ZM139 164H138V165H139ZM141 164H142V163H141ZM141 164H140V166H141ZM144 164H145V163H144ZM148 164H149V163H148ZM153 164H154V163H153ZM163 164H164V163H163ZM213 164L215 165V162H214ZM216 164H217V163H216ZM1 165L3 166V164H0V166H1ZM49 165H50V164H48L47 166H49ZM77 165H78V164H77ZM84 165L86 166V164H84ZM87 165H88V164H87ZM90 165H91V164H90ZM92 165H93V164H92ZM102 165H104V163H103ZM136 165H137V163H136ZM136 165L134 164L133 166H136ZM138 165H137V166H138ZM146 165H147V161H146ZM154 165H155V164H154ZM161 165H162V163H161ZM161 165H160V166H161ZM166 165H167V164H166ZM203 165H204V163H203ZM203 165H202V166H203ZM207 165H208V164H207ZM221 165H222V164H221ZM223 165H224V163H223ZM223 165H222V166H223ZM7 166H6V167H7ZM41 166H42V164H41ZM45 166H46V164H45ZM65 166H66V165H65ZM81 166H82V165H81ZM116 166H117V165H116ZM121 166H122V165H121ZM126 166H124V167H126ZM149 166H151V165H149ZM155 166H156V165H155ZM170 166H171V164H170ZM208 166H210L211 169H212V167H213V166L211 167V165H208ZM24 167H25V168H24ZM30 167H32V166H30ZM50 167H52V165H51ZM53 167H54V166H53ZM58 167H59V166H58ZM68 167H69V166H68ZM93 167H94V166H93ZM101 167H103V166H101ZM113 167H114V166H113ZM113 167H112V168H113ZM119 167H120V164H119ZM122 167H123V166H122ZM128 167H129V166H128ZM145 167H146V169H147V166H145ZM165 167H166V166H165ZM168 167H169V166H168ZM218 167H219V166H218ZM218 167H217V165H216V168H218ZM4 168H5V167H4ZM34 168H35V167H34ZM39 168H41V167H39ZM43 168H44V167H43ZM45 168H46L47 170H50V171H51V169H52V168H51V169H50V168L48 169L47 167H45ZM62 168H63V167H62ZM65 168H67V166H66ZM69 168H70V167H69ZM91 168H92V167H91ZM95 168H97V167H95ZM112 168H111V169H112ZM115 168H116V167H115ZM129 168H131V166H130ZM132 168H133V167H132ZM151 168H152V167H151ZM151 168H150V169H151ZM202 168H203V167H202ZM206 168H207V167H206ZM214 168H215V167H214ZM214 168H213L212 170H211V169H210V170L213 171ZM219 168H220V167H219ZM219 168H218V169H219ZM30 169H31V168H30ZM36 169H37V167H36ZM41 169H42V168H41ZM46 169H45V170H46ZM58 169H59V168H58ZM77 169H79V168H76V170H77ZM80 169H81V168H80ZM88 169H89V168H88ZM111 169H110V171H112V173H113V170L116 171L117 168H116V169H113V170H111ZM118 169H119V168H118ZM135 169H136V168H135ZM135 169H134V170H135ZM146 169H145V170H146ZM155 169H157V168H155ZM155 169H154V170H155ZM162 169L164 170V168L161 167V170H162ZM168 169H169V168H168ZM185 169H186V168H185ZM203 169H204V168H203ZM218 169H217V170H218ZM32 170H33V169H32ZM55 170H56V169H55ZM76 170H74V171H76ZM82 170H83V169H82ZM82 170H81V171H82ZM90 170H91V169H90ZM90 170H89V171H90ZM93 170H94V169H93ZM97 170H98V168H97ZM99 170H100V169H99ZM121 170H122V168H121ZM125 170H126V169H125ZM132 170H133V169H132ZM139 170H140V169H139ZM139 170H138V171H139ZM141 170H142V169H141ZM147 170H148V169H147ZM158 170H160V169L158 168ZM161 170H160V171H161ZM215 170H216V169H215ZM22 171H21V172H22ZM43 171H44V170H42L41 173H42ZM59 171H60V170H59ZM59 171H58V172L55 171V174H56V172H57V174H58ZM71 171H72V170H71ZM81 171L79 170V172H77V173H79L78 175H80V174L83 173V174L81 175V177H82L83 179H85L86 176H88V177L90 178L91 175H92V174H91L92 171H91V173L88 174V170H86V168H84V170H83L82 172H81ZM108 171H109V170H108ZM110 171H109V172H110ZM122 171H123V170H122ZM128 171H129V169H128ZM128 171H125V172H128ZM148 171H150V170H148ZM160 171H159V172H160ZM165 171H167V170H165ZM185 171H186V170H185ZM185 171H183V172H185ZM202 171L204 172L205 169L202 170ZM208 171H209V170H208ZM211 171H210V172H211ZM23 172H24V171H23ZM31 172H32V171H31ZM53 172H54V171H53ZM63 172H66V171H63ZM69 172H70V171H69ZM109 172H108V173H109ZM118 172H121V171H118ZM118 172H114L113 174H115V173L117 174ZM125 172H124V173H125ZM130 172H131V171H130ZM135 172H136V171H135ZM152 172H154V171H152ZM161 172H162V171H161ZM168 172H169V173H168V175H169V174H170V170H169ZM198 172H200V171H198ZM203 172H201V175H202V176H203V174H202ZM205 172H206V171H205ZM218 172H219V170H218L216 173H215V171H214L215 174H220V173H218ZM3 173H4V174H3ZM24 173H25V172H24ZM24 173H23V175H24ZM33 173H34V171H33ZM45 173L48 174V175H50L49 173H51V172L47 173V172L45 171ZM61 173H62V172H61ZM72 173H73V172H72ZM95 173H96V172H95ZM95 173L93 172V174H95ZM98 173H99V172H98ZM104 173H105V172H104ZM148 173H149V172H148ZM186 173H187V172H186ZM192 173H193V172H192ZM196 173H197V172H196ZM206 173H207V172H206ZM206 173H205V174H206ZM214 173H212V174H214ZM21 174H22V173H21ZM30 174H31V173H30ZM39 174H40V173H39ZM46 174H45V175H46ZM59 174H60V173H59ZM59 174H58V175H59ZM63 174H64V173H63ZM70 174H71V173H70ZM73 174H74V173H73ZM75 174H76V173H75ZM75 174H74V175H75ZM87 174H88V175H87ZM90 174H91V175H90ZM102 174H103V173H102ZM109 174H111V173H109ZM113 174H111V175H113ZM119 174H120V173H119ZM119 174H117V175H119ZM128 174H131V175H132L133 173H128ZM146 174H147V173H146ZM146 174H145V175H146ZM153 174H154V173H153ZM153 174H152V175H153ZM160 174H161V173H160ZM165 174H166V173H165ZM165 174L163 173V175H165ZM187 174H188V173H187ZM189 174H190V173H189ZM193 174L196 176L195 173H193ZM198 174H200V173H198ZM198 174H197V175H198ZM205 174H204V177H207V180H208V179L210 178V177H208V174H209V173H207V175H205ZM212 174L210 173L209 176L212 175ZM32 175H35V173L32 174ZM36 175H37V173H36ZM36 175H35V176H36ZM40 175H41V177H42V174H40ZM78 175H76V176L79 178L80 176H78ZM85 175H86V176H85ZM89 175H90V176H89ZM96 175H97V174H96ZM99 175H100V173H99L97 176H99ZM107 175H108V174H107ZM124 175H125V176H124V179L129 178V177H128L129 175L126 176V175H127L126 173H125ZM149 175H151V173H150ZM149 175H147V176H149ZM152 175H151V176H152ZM155 175H157V174H155ZM158 175H159V174H158ZM182 175L184 176V174H182ZM185 175H186V174H185ZM191 175H192V174H191ZM194 175H192V176H194ZM220 175L222 176V177L220 176V179L223 178V175H222V174H220ZM226 175H227V174H226ZM50 176H53V175H50ZM50 176H49V177H48V176H45V177H44V175H43V177H44L45 179H46V178H47V179H48V178L50 179V178H51ZM94 176H95V175H94ZM94 176L92 177L93 180L95 179ZM104 176H106V175L104 174ZM108 176H110V175H108ZM166 176H167V174H166ZM170 176H171V174H170ZM170 176H169V177H170ZM172 176H173V175H172ZM192 176H191V177H192ZM198 176H200V175H198ZM198 176H196L195 178H197ZM213 176H215V175H213ZM213 176H212V177H213ZM26 177H27V173H26ZM32 177H33V176H31V177H29V178H32ZM37 177H38V176H37ZM55 177H56V178H60L61 176H60V177L55 176ZM62 177H63V176H62ZM77 177H75V178H77ZM84 177H85V178H84ZM110 177H111V176H110ZM116 177H117V176L115 175L114 178H116ZM119 177H120V175H119ZM125 177H126V178H125ZM134 177H136V175H135ZM140 177H141V176H137V178H140ZM153 177H154V176H153ZM159 177H160V176H159ZM161 177H163V176H161ZM164 177H165V176H164ZM184 177H186V176H184ZM189 177H190V176H189ZM189 177H188L187 179L192 180V179H190ZM3 178H5L6 180H3ZM20 178L22 179L21 176H20ZM27 178H28V177H27ZM39 178H40V176H39ZM44 178H43V180H44ZM52 178H53V177H52ZM114 178H112V179H114ZM147 178H148V177H147ZM147 178H144V179H147ZM154 178H155V177H154ZM174 178H175V177H174ZM174 178H173V179H174ZM192 178H193V177H192ZM1 179H2L3 181H1ZM49 179H48V180H49ZM86 179H87V178H86ZM103 179H104V178H103ZM112 179H110V180H111L112 182H114ZM119 179H120V178H119ZM124 179H123V180H124ZM131 179H132V176H131ZM148 179H149V178H148ZM164 179H166V178H164ZM164 179H163V181H164ZM171 179H172V178H171ZM171 179H170V180H171ZM180 179L183 181L185 178L183 179L182 176H181ZM180 179H179V180H180ZM200 179H201V178H200ZM200 179H199V180H200ZM202 179H203V178H202ZM202 179H201V180H202ZM210 179H211V178H210ZM210 179H209V180H210ZM212 179H214V177H213ZM220 179H219L218 181H220ZM9 180H10V179H9ZM9 180H8V181H9ZM11 180H12V179H11ZM18 180H19V178H18ZM31 180H32V179H31ZM35 180H37V179H35ZM50 180L52 181V179H50ZM53 180H54V179H53ZM60 180H61V179H60ZM60 180L58 179V181H60ZM67 180H68V179H67ZM71 180L73 181V178H72ZM75 180H77V179H75ZM79 180H81V178H79ZM98 180H100V179L98 178ZM104 180H105V179H104ZM127 180H130V179H127ZM134 180H135V179H134ZM168 180H169V179H168ZM195 180H196V179H195ZM199 180H196V181L198 182ZM207 180H206V178H205L204 181H207ZM209 180H208V181H209ZM20 181L22 182V180H20ZM23 181H25V180H23ZM28 181H29V180H28ZM39 181L43 182V181H42V178H41V180H39ZM39 181H38L37 183H39ZM44 181H46V180H44ZM55 181H57V180H55ZM55 181H54V182H55ZM84 181H85V180H84ZM87 181H88V180H86L85 182H87ZM117 181H118V180H117ZM130 181H132V180H130ZM174 181H175V180H174ZM182 181H181V182H182ZM218 181H217V183H218ZM221 181H222V180H221ZM15 182H16V181H15ZM21 182H20V183H21ZM31 182H33V181H31ZM52 182H53V181H52ZM54 182H53V183H54ZM60 182H61V181H60ZM60 182H59V183H60ZM65 182H67L66 185L71 184V183L68 184V181H65ZM73 182H74V181H73ZM73 182H72V183H73ZM76 182H79V181L77 180ZM76 182H75V184H76ZM82 182H83V181H82ZM85 182H84V184H82V185H85ZM92 182H93V181H92ZM97 182H98V181H97ZM100 182H101V180H100ZM108 182H109V181H108ZM115 182H116V181H115ZM122 182H123V181H122ZM126 182H127V181H126ZM137 182H138V179H137ZM154 182H155V181H154ZM157 182H158V181H157ZM164 182H165V181H164ZM170 182H171V181H170ZM178 182H180V181H178ZM185 182H186V181H185ZM190 182H191V181H190ZM193 182H194V179H193ZM193 182H192V183H193ZM11 183H12V182H11ZM20 183L17 182V185H19ZM29 183H30V181H29ZM43 183H44V185L46 184L45 182H43ZM43 183H41V184L43 185ZM47 183H48V181H47ZM61 183H62V185H63V182H61ZM61 183H60V185H61ZM102 183H103V182H102ZM116 183H117V186H118V185H119V186L117 187V190H116V189H114L115 191L113 190V198H114L115 201L112 200V202H114V204L116 203L115 207H113V208L115 209V208L117 207V208L120 209V210H124V211L128 210V211H127V214H128V213H130L129 211L133 210V208H131L130 204L133 205L132 202H134L133 200H134L135 198H137V196L134 197L133 194L131 193V192H132L131 190L133 189V188H132L133 186L131 187V185H130L131 182H130L129 184L126 183V184H127V185L125 184L126 187L122 186L125 182H123L122 185L118 184V182H116ZM119 183H120V182H119ZM144 183H145V182H144ZM158 183H159V182H158ZM158 183H157V184H158ZM160 183H162V182H160ZM168 183H169V181H168ZM172 183H175V182H172ZM182 183H183V182H182ZM188 183H189V182H188ZM214 183H215V182H214ZM220 183H222V184L220 185ZM9 184H10V183H9ZM15 184H16V183H15ZM15 184H14V185H15ZM24 184H25V186H26V183H24ZM24 184L19 185V187H20V186L22 187V185L24 186ZM32 184H33V183H32ZM49 184H50V182H49ZM57 184H58V183H57ZM80 184H81V183H79L78 185H80ZM97 184H98V183H97ZM103 184H104V183H103ZM105 184H106V183H105ZM110 184H111V183H110ZM113 184H115V183H113ZM113 184H112V185H113ZM136 184H137V183H136ZM139 184H140V182H139ZM142 184H143V183H142ZM142 184H141V185H142ZM146 184H147V183H146ZM146 184H144V186L147 188ZM151 184H152V183H151ZM169 184H170V183H169ZM169 184H168V185H169ZM175 184H176V183H175ZM175 184H172V185H175ZM179 184H180V183H179ZM185 184H187V183H184V185H185ZM198 184H199V183H198ZM198 184H197V186H196V184H195V187H200L201 185H205V184H200V185L198 186ZM2 185H3V184L1 183V187H2ZM14 185H13V186H14ZM28 185H29V184H28ZM30 185H31V183H30ZM46 185H47V184H46ZM50 185H51V184H50ZM55 185H56V184H55ZM60 185L58 184V186H60ZM71 185H72V184H71ZM82 185H81V186H82ZM99 185H100V183H99ZM106 185H107V184H106ZM153 185H154V183H153ZM165 185H166V183H165ZM165 185H164V186H165ZM172 185H171V186H172ZM182 185H183V184H182ZM190 185H191V184H190ZM192 185H193V184H192ZM9 186H11V185H9ZM13 186H12V187H13ZM25 186L23 187V188H24L23 191H24L25 189L28 188L27 186H26V188H25ZM34 186H35V185H34ZM48 186H49V185H48ZM48 186H46V187H48ZM52 186H53V185H52ZM56 186H57V185H56ZM58 186H57V188H58ZM64 186H65V184H64ZM64 186H63V187H64ZM72 186H73V185H72ZM74 186H75V185H74ZM86 186H87V184H86ZM86 186H85V187H86ZM108 186H109V185H108ZM128 186H129V188H130V187L132 188V189L130 188V189H131V190H130L131 192H129V194L131 193L132 195H131V194H130V195H131L133 198H130V195H128V193H127V190H128L127 187H128ZM135 186H136V185H135ZM149 186H150V185H149ZM154 186H157V185H154ZM160 186H162V185H160ZM160 186H159V188H160ZM186 186H187V185H186ZM205 186H208V185H205ZM7 187H8V186H7ZM19 187H16V186H15V189H19ZM31 187H32V186H31ZM31 187H30V188H31ZM35 187H37V186H35ZM35 187H34V188L32 187V188L35 189ZM44 187H45V186H44ZM61 187H62V186H61ZM66 187H67V186H66ZM85 187H84V188H85ZM87 187H88V186H87ZM87 187H86V188H87ZM115 187H116V186H115ZM115 187H114V188H115ZM137 187H138V186H137ZM157 187H158V186H157ZM165 187H166V186H165ZM179 187H180V186H179ZM208 187H209V186H208ZM208 187H206V188H208ZM8 188H11V187H8ZM30 188H28V189H30ZM55 188H56V187H55ZM71 188H72V187H71ZM84 188H83V189H84ZM123 188H127V189H123ZM135 188H136V187H135ZM143 188H144V187H143ZM146 188H144V189L146 190ZM150 188H151V187H150ZM162 188H163V187H162ZM167 188H168V187H167ZM183 188H184V187H183ZM183 188H182V189H183ZM185 188H186V187H185ZM185 188H184V190H185ZM193 188H194V187H193ZM200 188H201V187H200ZM200 188H197V189H200ZM13 189H14V188H13ZM36 189H37V188H36ZM38 189H39V187H38ZM41 189L44 190V188H41ZM48 189H51V188H48ZM52 189H53V188H52ZM59 189H60V191H61L62 188L59 187ZM64 189L66 190V188H64ZM69 189H70V188H69ZM92 189H93V191H94V187H93ZM92 189H91V190H92ZM99 189H100V188H99ZM99 189H98V191H99ZM107 189H108V188H107ZM144 189H142V190H144ZM165 189H166V188H165ZM172 189H173V188H172ZM175 189H176V187H175ZM180 189H181V188H180ZM182 189H181V190H182ZM204 189H205V188H204ZM0 190L3 191V189H0ZM5 190H7V189H5ZM5 190H4V191H5ZM62 190H63V189H62ZM65 190H64V191H65ZM81 190H82V188H81ZM89 190H90V189H89ZM95 190H96V189H95ZM103 190H104V189H103ZM105 190H106V189H105ZM105 190H104L103 192H105ZM135 190H136V189H135ZM138 190H139V188H138ZM138 190H137V191H138ZM140 190H141V189H140ZM140 190H139V192H140ZM145 190H144V193H146ZM154 190H155V189H154ZM159 190H160V189H159ZM159 190H156V191H159ZM161 190H162V189H161ZM169 190H170V189H169ZM177 190H178V189H177ZM177 190H176V191H177ZM2 191H1V192H2ZM35 191H38V190H35ZM46 191H47V190H45L44 192H46ZM48 191H50V190H48ZM58 191H59V190H58ZM79 191H80V189H79ZM83 191H85V190H83ZM87 191H88V190H87ZM96 191H97V190H96ZM98 191H97V192H98ZM128 191H129V190H128ZM133 191H134V190H133ZM149 191H150V190H149ZM149 191H148L147 195L149 194ZM199 191H198V192H199ZM8 192H9V191H8ZM8 192H7V193H8ZM28 192H29V191H28ZM30 192H32V191L30 190ZM30 192H29V193H30ZM50 192L53 193L54 191H53V192L50 191ZM71 192L73 193V191H71ZM80 192L82 193V191H80ZM89 192H90V191H89ZM97 192H96V193H97ZM100 192H101V190H100ZM107 192H108V195L110 196L109 193H111V192H109V191H107ZM139 192H138V193H139ZM153 192H154V191L152 190V193H153ZM164 192H165V190H164ZM167 192H169V191H167ZM170 192H171V191H170ZM174 192H175V190H174ZM174 192H173V190H172L171 194H172V193L174 194ZM23 193H25V195H26V190H25ZM29 193H28V194H29ZM56 193H58V192H56ZM61 193H62V192H61ZM72 193H71V194H72ZM86 193H87V195H88V192H85V194H86ZM91 193H92V191H91ZM94 193H95V192H94ZM124 193H127V194H125L126 197L129 196L127 199L123 196ZM154 193H155V192H154ZM180 193H181V192H180ZM180 193H179V194H180ZM194 193H195V192H194ZM1 194H2V193H1ZM21 194H22V193H21ZM21 194H20V195H21ZM32 194H35V192L32 193ZM39 194H40V193H39ZM42 194H43V192H42ZM44 194H45V193H44ZM49 194H50V193H49ZM73 194H75V193H73ZM79 194H80V193H79ZM85 194H84V195H85ZM105 194H106V193H105ZM105 194H104V196H107V195H105ZM135 194H136V192H135ZM139 194H140V193H139ZM139 194H138V197L141 198V196H140ZM142 194H143V193H142ZM142 194H141V195H142ZM162 194H163V193H162ZM168 194H169V193H168ZM171 194H169V195H171ZM176 194L178 195V193H176ZM181 194H182V193H181ZM188 194H191V193L189 192ZM188 194H187V195H188ZM195 194H196V193H195ZM195 194H194L195 197H193V200H194L195 198H196V200H197V197H196L197 194H196V195H195ZM6 195H8V194H6ZM6 195H5V196H6ZM14 195H15V194H14ZM29 195L32 197L31 194H29ZM46 195H48V193H47ZM68 195H70L69 192H64V193H63V196H62V199H65V198H69V199H71L73 196H75V195H72V197L70 198V197H68ZM87 195H86V196H87ZM102 195H103V194H102ZM127 195H128V196H127ZM145 195H146V194H145ZM149 195H152V194H151V191H150V194H149ZM149 195H148V197H149ZM153 195H154V197H155V194H153ZM153 195H152V196H153ZM164 195H165V194H164ZM166 195H167V193H166ZM187 195H186V196H187ZM5 196H4V197H5ZM9 196H10V195H9ZM26 196H28V195H26ZM30 196H28V197H30ZM36 196H37V195H36ZM43 196H44V195H43ZM78 196H81V195H78ZM86 196H85V197H86ZM90 196H91V195H90ZM97 196H98V193H97ZM100 196H101V195H100ZM109 196H107V197H109ZM111 196H112V194H111ZM142 196H143V195H142ZM158 196H159V195H158ZM162 196H163V195H162ZM179 196H180V195H179ZM186 196H184V199L186 198ZM13 197H15V196H13ZM13 197L10 196V199L13 198ZM18 197H19V196H18ZM31 197H30V198H31ZM37 197H39V196H37ZM40 197H41V196H40ZM40 197H39V198H40ZM48 197H49V195H48ZM52 197H53V196H52ZM59 197H60V196H59ZM85 197H84V199H85ZM88 197H89V196H88ZM146 197H147V196H146ZM164 197H166V196H164ZM169 197H171V196H169ZM169 197H167V198H168V199H171V198H169ZM174 197H175V196H174ZM187 197L189 198V195H188ZM190 197H191V196H190ZM25 198H26V197H25ZM30 198H29V199H30ZM32 198H33V197H32ZM78 198H79V197H78ZM91 198H92V197H91ZM94 198H95V197H94ZM99 198H101V197H99ZM113 198H109V199H113ZM157 198H158V197H157ZM159 198H160V197H159ZM159 198H158V199H159ZM177 198H182V196L177 197ZM191 198H192V197H191ZM33 199H35V197H34ZM42 199H43V200H47V198L44 199V197H43ZM69 199H67L68 202H67V201H66V202L69 203V204H68L69 206H68V205H67V206H68L69 208H71L72 206L70 205ZM72 199H73V198H72ZM74 199H75V198H74ZM80 199H81V197H80ZM84 199H82V200H84ZM87 199H90V198H87ZM87 199H85V201H86ZM105 199H106V198H105ZM107 199H108V198H107ZM142 199H145V198H142ZM142 199H140V200H142ZM146 199H147V198H146ZM146 199H145V200H146ZM150 199H152V198H150ZM154 199L157 200L156 198H154ZM168 199H166V200H168ZM172 199H173V198H172ZM186 199H187V198H186ZM0 200H1V199H0ZM11 200H12V199H11ZM13 200H16V201H17V198H16V199H13ZM26 200H28V199L26 198ZM35 200H36V199H35ZM38 200H41V199H38V198H37V201H38ZM57 200H59V199H57ZM82 200H80V201H82ZM91 200H92V199H91ZM91 200H90V201H91ZM95 200H96V199H95ZM98 200H99V199H98ZM103 200H104V199H103ZM162 200H163V199H161V200L159 199V201H162ZM164 200H165V199H164ZM166 200H165V201H166ZM173 200H174V199H173ZM179 200H180V199H179ZM182 200H183V199H182ZM182 200H181V201H182ZM61 201H62V200H61ZM85 201H84V202H85ZM90 201H88V203H89ZM104 201H107V200H104ZM108 201H109V200H108ZM110 201H111V200H110ZM135 201H136V200H135ZM150 201H151V200H150ZM176 201H177V200H176ZM176 201H174V202H176ZM185 201H186V203H187V200H185ZM0 202H1V201H0ZM10 202L12 203V201H10ZM10 202H9V203H10ZM25 202L27 203V201H25ZM25 202H24V204H25ZM33 202H34V201H33ZM40 202H41V201H40ZM40 202H38V203L40 204ZM63 202H65V201H63ZM66 202L64 203L65 206H66ZM93 202H94V201H93ZM96 202H98V201H96ZM99 202H100V201H99ZM136 202H138V200H137ZM151 202H152V201H151ZM155 202H156V201H155ZM162 202H163V201H162ZM168 202H169V201H168ZM195 202H196V201H195ZM16 203H18V202H16ZM28 203H29V201H28ZM28 203H27V204H28ZM31 203H32V201H31ZM38 203H37V204H38ZM42 203H43V202H42ZM78 203H80V202H78ZM86 203H87V201H86ZM90 203H91V202H90ZM90 203H89V204H90ZM101 203H102V202H101ZM103 203H105V202H103ZM103 203H102V204H103ZM108 203H110V202H108ZM144 203H145V201H144ZM148 203H149V201H148ZM148 203H147V201H146V204H147V205H148ZM153 203H154V200H153ZM153 203H152V204H153ZM158 203H159V202H158ZM166 203H167V202H166ZM169 203H170V202H169ZM169 203H167V204H169ZM178 203H179V202H178ZM180 203H181V202H180ZM186 203H185V204H186ZM188 203H191V200H190V199H189V202H188ZM192 203H193V201H192ZM2 204H3V203H2ZM27 204H26V205H27ZM29 204H30V203H29ZM35 204H36V203H35ZM52 204H53V203H52ZM62 204H63V203H62ZM75 204H76V199H75ZM75 204H74V205H75ZM89 204H88V206H89ZM102 204H101V205H102ZM134 204H135V203H134ZM141 204H142V202H141ZM154 204H155V203H154ZM161 204H162V205H161ZM163 204H164V202H163V203L160 202V205H161V206H163ZM173 204H174V203H173ZM185 204H183V205H185ZM26 205H25V206H26ZM76 205H77V204H76ZM76 205H75V206H76ZM86 205H87V204H86ZM109 205L111 206V203H110ZM112 205H113V204H112ZM139 205H140V204H139ZM139 205H138V206H139ZM149 205H150V204H149ZM170 205H171V204H170ZM180 205H182V203H181ZM183 205H182V207H183ZM189 205H190V204H189ZM2 206H3V205H2ZM4 206H5V205H4ZM4 206H3V207H4ZM22 206H24V205H22ZM35 206H36V205H35ZM38 206H39V205H38ZM38 206H37V208H38ZM40 206H41V204H40ZM67 206L64 207V205H63V207H62L61 210H63L64 208H65V209L68 208ZM75 206H73V207H75ZM77 206H78V205H77ZM98 206H100V204H98ZM105 206H106V205H105ZM133 206H134V205H133ZM142 206H143V205H142ZM145 206H146V205H145ZM152 206H153V205H152ZM167 206H168V205H167ZM177 206H178V204H177ZM177 206H176V209H177ZM187 206H188V205H187ZM256 206H257V207H256ZM0 207H1V205H0ZM10 207H11V205H10ZM13 207H14V204H13ZM53 207H54V206H53ZM60 207H61V206H60ZM90 207H91V206H90ZM92 207H93V206H92ZM100 207L102 208V206H100ZM100 207H99V208H100ZM135 207H136V205H135ZM143 207H144V206H143ZM146 207H148V206H146ZM154 207H156V206H154ZM159 207H160V206L158 205V207H156V209H157V208L159 209ZM168 207H169V206H168ZM168 207H167V208H168ZM171 207H173V206H171ZM174 207H175V204H174ZM178 207H181V206H178ZM48 208H49V207H48ZM58 208H59V207H58ZM80 208H82V207H80ZM137 208H138V207H137ZM141 208H142V207H141ZM144 208H145V207H144ZM149 208H151V207H149ZM164 208H165V207H163V209H164ZM167 208H165V209H167ZM169 208H170V207H169ZM183 208H184V207H183ZM185 208H186V206H185ZM185 208H184V209H185ZM260 208H262V209H260ZM5 209H6V208H5ZM59 209H60V208H59ZM74 209H75V208H74ZM77 209H78V208H76V210H77ZM118 209H117V210H118ZM145 209H146V208H145ZM145 209H143L142 212H143ZM158 209H157V210H158ZM176 209H175V210H176ZM178 209H182V208H178ZM184 209H182L181 211L183 212ZM245 209H244V210H245ZM2 210L4 211V209H2ZM2 210H1V208H0V211H2ZM7 210H8V208H7ZM7 210H6V212H7ZM19 210H20V209H19ZM23 210H24V207H23ZM32 210H33V209H32ZM32 210H31V211H32ZM45 210H46V209H45ZM48 210H49V209H48ZM68 210H70V209H68ZM71 210H73V208H72ZM88 210H90V211L87 212V213H85V212L88 211ZM88 210H86V211L83 212V214H84V213H85V214H84L82 217H81V216H80L79 218H78V217H77V218L75 217V218H76V219H75V220H76V223H74L73 225H71V229H72L73 231L71 232V230H70V233H69L70 235L73 234V236H74L75 238H77V237L80 238V236H81V238L79 239V242H80V243L78 242L79 247H82V245H81V243H82L81 240L83 241L84 239H86V240L88 239L89 241L92 240V242L94 243V244H93V243H92V244L95 245V244H96V243L94 242V241H95V238H97L98 235H101V234H100L101 232H102V233L105 232L104 230H106L108 233L111 232L112 229L110 230V228H111V226H114V225H111L112 222H110V220H112V219L108 220L109 217H107V216H109V213H107V214L105 213L107 216L104 215V217H103V214H104L103 212H105L107 209H105L103 212H101L100 215H102V216H100V215L98 216V215H97V213H100V212H97L96 209H88ZM117 210H116V211H117ZM148 210H149V209H148ZM160 210H161V212H162L161 207H160ZM172 210H173V209H172ZM185 210H187V208H186ZM185 210H184V211H185ZM258 210H257V211H258ZM263 210H264V209H263ZM9 211H10V210H9ZM9 211H8V212H9ZM11 211H12V210H11ZM31 211H30V212H31ZM57 211H58V209H57ZM138 211H139V209H138ZM158 211H159V210H158ZM163 211H164V210H163ZM178 211H179V210H178ZM178 211H177V214H178ZM181 211H180V212H181ZM193 211H194V212H193ZM237 211H235V212H237ZM246 211H247V209H246ZM250 211H251V209H250ZM43 212H44V211H43ZM61 212H62V211H61ZM64 212H65V210H64ZM64 212H63V213H64ZM66 212H67V211H66ZM66 212H65V213H66ZM77 212H78V211H77ZM106 212H108V210H107ZM112 212L114 213V211H112ZM119 212H121V211H119ZM119 212H118V213H119ZM135 212L137 213V211H134V210H133V212H131V214L133 215ZM140 212H141V211H140ZM142 212H141V213H142ZM144 212H146V211H144ZM144 212H143V213H144ZM148 212H149V211H148ZM151 212H152V210H151ZM161 212H159V213H161ZM165 212H166V211H165ZM175 212H176V211H175ZM182 212H181V214H182ZM186 212H188V211H186ZM241 212H242V211H241ZM241 212H240V213H241ZM244 212H245V211H244ZM2 213H4V212H2ZM25 213H26V212H25ZM65 213H64V214H65ZM72 213H73V211H72ZM80 213H81V211H80ZM80 213H79V215H80ZM116 213H117V212H116ZM143 213H142V215H143ZM154 213L157 214V215H158V219H160V215H161L162 213H161L160 215H159L158 213H156V211H154ZM167 213H169V211H167ZM173 213H174V212H173ZM232 213H233V212H232ZM238 213H239V212H238ZM242 213H243V212H242ZM64 214H63V215H64ZM66 214H69L70 216L72 215V214L70 213V211H69V213L67 212ZM111 214H112V213H111ZM111 214H110V216H111ZM122 214L124 215V212H123ZM144 214H145V213H144ZM148 214H149V213H148ZM164 214H165V213H164ZM164 214H162V216H164ZM170 214H171V213H170ZM187 214H188V213H187ZM192 214H191V216H192ZM217 214H219L220 216L217 215ZM236 214H237V213H236ZM244 214H245V213H243V215H244ZM247 214H248V212H247ZM251 214H252V213H251ZM23 215H24V214H23ZM26 215H27V214H25V216H26ZM48 215H49V214H48ZM57 215H59V213H58ZM79 215H77V216H79ZM81 215H82V214H81ZM120 215H121V214H118L117 217L121 218ZM132 215H131V216H132ZM137 215H138V213H137ZM146 215H147V214H146ZM146 215H145V216H146ZM165 215H166V214H165ZM174 215H175V213H174ZM174 215H173V217H174ZM183 215H184V213H183ZM203 215H202V216H203ZM205 215H204V216H205ZM228 215H227V216H228ZM0 216H4V214H2V215H0ZM20 216H21V215H20ZM25 216H24V217H25ZM33 216H34V214H33ZM70 216L66 217V216L64 215V217H66V219L69 218ZM105 216H106V217H105ZM121 216H122V215H121ZM131 216L128 215V219H127L128 221H127V222H129V223H127V224H130V221H129L130 219H131V221L134 222L133 217L129 219V217H131ZM143 216H144V215H143ZM143 216H142V217H143ZM154 216H155V215H154ZM169 216H170V215H169ZM177 216H179V215H176V217H177ZM185 216H186V215H185ZM188 216H189V215H188ZM207 216H208V215H207ZM218 216H219V217H218ZM227 216H225V217H227ZM258 216H259V215H258ZM258 216H257V217L254 216V217H255V218H254L255 220H254L252 217H251V219H249V217H247V218L249 219V220H248L249 222H251L252 219H253L252 221L257 222V223H258L260 220H261V222H263V221H264V220H263V218H264V214H263V218H262V219H259V220L256 219V218H258ZM36 217H37V216H36ZM50 217H51V216H49V218H50ZM56 217H59V216H56ZM71 217H72V216H71ZM71 217H70V218H71ZM102 217H103V218H102ZM115 217H116V216H115ZM122 217H124V216H122ZM126 217H127V216H126ZM139 217H140V216H139ZM150 217H151V216H150ZM152 217H153V216H152ZM155 217H156V216H155ZM166 217H168V216L166 215ZM166 217H164V218H166ZM176 217H174V218H175L174 220L177 219ZM214 217H215V218H214ZM229 217H230V216H229ZM229 217H228V218H229ZM241 217H242V216H241ZM241 217H240V218H241ZM260 217H262V216H260ZM260 217H259V218H260ZM3 218H4V217H3ZM5 218H6V216H5ZM21 218H22V217H21ZM27 218H28V217H27ZM29 218H30V217H29ZM29 218H28V219H29ZM45 218H46V217H45ZM60 218H62V216H61ZM107 218H108V219H107ZM112 218H113V216H112ZM119 218H118V219H119ZM144 218H145V217H143V220H144ZM156 218H157V217H156ZM162 218H163V217H161V219H162ZM164 218H163V219H164ZM178 218H179V217H178ZM180 218L183 219L182 216H181ZM186 218H187V216H186ZM186 218L183 219V220L186 221ZM189 218L191 219V217H189ZM193 218H195L194 215H193ZM193 218H192V219H193ZM199 218H198V219H199ZM205 218H206V217H205ZM238 218H239V217H238ZM25 219H26V218H25ZM31 219H32V217H31ZM47 219H48V218H47ZM54 219H57V218H54ZM54 219H52V220H54ZM64 219H65V218H64ZM66 219H65V221H66ZM77 219H78V220H77ZM125 219H126V218H125ZM125 219H123V220H125ZM132 219H133V220H132ZM145 219H148V218L146 217ZM151 219H152V218H149L148 220H151ZM153 219H154V218H153ZM153 219H152L151 221H153ZM166 219H167V218H166ZM169 219H170V217L167 219V221H168ZM181 219H180V220H181ZM190 219H189V220H190ZM207 219H208V218H207ZM210 219H209V221L207 220L208 224L206 223V225H205L206 228H207L208 230H209V229L212 230L211 227L207 226V225H209ZM226 219H227V218H226ZM241 219H242V218H241ZM20 220H21V219H20ZM26 220H27V219H26ZM26 220H25L24 222L27 223ZM32 220H33V219H32ZM114 220H116V219H114ZM139 220H140V218H139ZM171 220H172V219H171ZM171 220H169L168 222H170ZM178 220H179V219H178ZM199 220L201 221V219H199ZM213 220H214V221H213ZM220 220H219V221H220ZM224 220H225V219H224ZM224 220H223V222H224ZM236 220H237V219H236ZM246 220H247V219H246ZM256 220H257V221H256ZM17 221H18V220H17ZM29 221H31V220H29ZM29 221H28V222H29ZM54 221H55V220H54ZM62 221H63V220H62ZM65 221H64V222H65ZM72 221H74V219L72 220V218H71V221L69 220V222H72ZM125 221H126V220H125ZM141 221H142V219H141ZM151 221H150V222H151ZM155 221H156V220H155ZM163 221H164V220H163ZM165 221H166V220H165ZM167 221H166V222H167ZM200 221H199V222H200ZM204 221H205V219H204ZM1 222H3V219H2ZM12 222H13V221H12ZM20 222H21V221H20ZM22 222H23V221H22ZM57 222H59V221H57ZM69 222H68V224H67L68 226H69ZM74 222H75V221H74ZM133 222H132V224H133ZM143 222H144V221H143ZM153 222H154V221H153ZM156 222H157V221H156ZM156 222H155V223H156ZM168 222H167V223H168ZM171 222L173 223V221H171ZM177 222H179V221H175V223H177ZM181 222H182V220H181ZM189 222H190V221H189ZM199 222H196V225H194V227L197 226V227H196L197 229L200 227V226L198 227V223H199ZM205 222H206V221H205ZM216 222H218V221H216ZM225 222H226V221H225ZM230 222H231V220H230ZM249 222H248V223H249ZM254 222H251L250 229H252L253 227L256 229V228H258V226H260V225H262V224L264 225V223H262V224H261V223H258V224H260V225H258L257 223L254 224ZM4 223H5V222H3V224H4ZM6 223H7V222H6ZM16 223H17V222H16ZM18 223H19V222H18ZM29 223H31V222H29ZM38 223H40V222H38ZM45 223H46V222H45ZM101 223H102V225H101ZM115 223H118V222L115 221ZM123 223H124V222H123ZM125 223H126V222H125ZM125 223H124V224H125ZM151 223H152V222H151ZM155 223H154V226H155ZM157 223H158V222H157ZM175 223H174V225H175ZM182 223H183V222H182ZM194 223H195V221H194ZM203 223H204V222H203ZM218 223H219V222H218ZM232 223H233V222H232ZM238 223H240V222L238 221ZM241 223H242V222H241ZM243 223H244V222H243ZM11 224H12V223H11ZM21 224H23V223H21ZM24 224H25V223H24ZM41 224H42V223H41ZM54 224H55V222H54ZM57 224H61V223H57ZM65 224H66V223H64V225H65ZM70 224H71V223H70ZM112 224H114V223H112ZM119 224H120V223H119ZM137 224H138V223H137ZM142 224H143V223H142ZM160 224H161V223H160ZM160 224H159V225H160ZM170 224H171V223H170ZM170 224H169V225H170ZM191 224H193V223H191ZM191 224H190V225H191ZM200 224H201V223H200ZM204 224H205V223H204ZM212 224H211V225H212ZM225 224H226V226L228 225L227 222H226ZM225 224H224V225H225ZM244 224L249 225V224H247V223H244ZM252 224H254V225L252 226ZM256 224H257V225H256ZM31 225H32V224H31ZM34 225H35V224H34ZM67 225H66V227H67ZM110 225H111V226H110ZM139 225H140V224H138L137 227H140ZM156 225H157V224H156ZM171 225H173V224H171ZM182 225H183V224H182ZM182 225L180 224L181 227H183ZM190 225H189V226H190ZM201 225H202V224H201ZM216 225H218V224H217V223H216L215 225L213 224V226H216ZM234 225H235V224H234ZM234 225H233V226H234ZM237 225H238V224H237ZM255 225H256L257 227H256ZM263 225L260 226V227H262V228H260V229H256V230H258V231L261 230V231L264 233V230H263L264 227H263ZM15 226H16V224H15ZM21 226H22V228H24L23 225H21ZM42 226H43V225H42ZM54 226H55V225H54ZM120 226H121V225H120ZM126 226H128V225H126ZM129 226H130V225H129ZM135 226H136V224H135ZM148 226H149V225H148ZM148 226L146 225V227H148ZM165 226H166V224H165ZM176 226H177V224H176ZM205 226H204V225L202 226L203 229L205 228ZM213 226H212V227H213ZM229 226H231V225L229 224ZM235 226H236V225H235ZM25 227H27V225H26ZM33 227H34V226H33ZM38 227H39V226H38ZM43 227H45V226H43ZM55 227H56V226H55ZM55 227L53 228V230L55 229ZM64 227H65V226H64ZM64 227H63V229H64ZM114 227H116V225H115ZM114 227H113V228H114ZM122 227H123V226H122ZM141 227H143V226L141 225ZM157 227H158V230H159V228L161 227V225H160V227H159V226H155V229H156ZM167 227H168V226H167ZM172 227H173V226H172ZM181 227H180V228H181ZM202 227H201V228H202ZM219 227H220V226H219ZM219 227H218V228H219ZM241 227H242V226H241ZM3 228H4V227H3ZM28 228H29V227H28ZM28 228H27V229H28ZM34 228H35V227H34ZM36 228H37V227H36ZM60 228H61V227H60ZM67 228H69V227H67ZM116 228H118V227H116ZM127 228H128V227H127ZM129 228H130V227H129ZM152 228L154 229L153 224H152ZM152 228H149V229H152ZM186 228H187V227H186ZM213 228H214V227H213ZM222 228H223V226H222ZM238 228H239V227H238ZM245 228H246V226H245ZM4 229H7V228H4ZM44 229L47 230V228H44ZM51 229H52V228H51ZM51 229H50V230H51ZM56 229H58V228H56ZM61 229H62V228H61ZM63 229H62V231H63ZM69 229H70V228H69ZM69 229H68V230H69ZM122 229H123V228H122ZM122 229H121V230H122ZM136 229H137V228H136ZM138 229H139V228H138ZM138 229H137V231H138ZM140 229H141V228H140ZM155 229H154V230H155ZM165 229H166V230H165ZM167 229H168V228H164V232H165V231H168L170 228H169L168 230H167ZM171 229H173V228H171ZM171 229H170V230H171ZM182 229H183V228H182ZM182 229H180V230H182ZM194 229H195V228H194ZM207 229H206V230H207ZM226 229H228V227H227ZM233 229H234V228H233ZM243 229H244V225H243ZM9 230H11V228H10ZM32 230H33V229H32ZM38 230H39V229H38ZM48 230H49V229H48ZM68 230H67V231H68ZM113 230H114V229H113ZM119 230H120V228H119ZM124 230H125V229H124ZM124 230H123V231H124ZM145 230H146V229H145ZM156 230H157V229H156ZM160 230L163 231V228H161ZM189 230H190V229H189ZM216 230H218V229H216ZM222 230H223V229H222ZM235 230H236V229H235ZM239 230H241V229L239 228ZM239 230H238V231H239ZM25 231L27 232L28 230L25 229ZM34 231H37V229H34ZM34 231H33V232H34ZM51 231H52V230H51ZM55 231H56V230H55ZM62 231H61V232H62ZM133 231H135V230H133ZM140 231L142 232L143 230H140ZM162 231H161V232H162ZM171 231H172V230H171ZM173 231H174V230H173ZM175 231H176V229H175ZM187 231H188V228H187V230H186V233H187ZM194 231H195V230H194ZM199 231L201 232V231H203V230L199 229ZM220 231H221V230H220ZM225 231H226V230H225ZM228 231H229V230H228ZM233 231H234V230H233ZM233 231H232V232H233ZM252 231H254V230H252ZM252 231H250V232H251V233H254L253 235H256V234H255L256 231H254V232H252ZM261 231H260V232H261ZM1 232H4V231L1 230ZM1 232H0V233H1ZM13 232H16V231H13V229H12V233H13ZM26 232L23 231V235H24V236H25V233H26ZM30 232H32V231H30ZM33 232H32V233H33ZM42 232H43V231H42ZM42 232H41V233H42ZM53 232H54V231H53ZM53 232H52V233H53ZM61 232H60V233H61ZM68 232H69V231H68ZM73 232H75V233H73ZM107 232H105L106 235H107ZM114 232H115V231H114ZM114 232L112 231V233H114ZM130 232H131V231H130ZM144 232H145V231H144ZM148 232H149V231L147 230V235H145V236H148ZM151 232H152V231H151ZM151 232H150V233H151ZM157 232H159V231H157ZM157 232H156V234H157ZM161 232H160V233H161ZM168 232H169V231H168ZM168 232H165V233L168 234ZM178 232H179V229H178V231H177V234H178ZM182 232H185V231H182ZM197 232H198V231H197ZM203 232H204V231H203ZM209 232H210V231H209ZM212 232H213V230H212ZM214 232H215V231H214ZM222 232H223V231H222ZM243 232H244V233H247V232H245V231H243ZM262 232H261V233H262ZM18 233H19V232H18ZM35 233H36V232H35ZM35 233H33L34 236L37 235V234H35ZM38 233H40V232H38ZM41 233H40V235H42ZM48 233H49V232H48ZM48 233H47V235H49ZM52 233H51V235H52ZM55 233H56V232H55ZM66 233H67V232H66ZM66 233H65V234H66ZM76 233H77L78 236L76 235ZM112 233H110V238H112V236H113ZM118 233H120V235H121V234H122V235H121V237H120L119 234H117V231H116V234H117V240H115V241H118V239H120V238H123V241H124V240H125L124 237L126 238V236L129 234L127 231H126V234H127V235L125 234L124 236H123L124 233H121V232H118ZM137 233H138V232H137ZM142 233H143V232H142ZM153 233H154V232H153ZM170 233H171V232H170ZM170 233H169V234H170ZM172 233H173V232H172ZM174 233H175V232H174ZM180 233H181V231H180ZM186 233H185V236H186V235H189L191 232H190L189 234H186ZM218 233H219V232H218ZM218 233H217V234H218ZM224 233H225V232H224ZM230 233H231V232H230ZM240 233H241V232H240ZM240 233H238V234L240 235ZM263 233H262V234H263ZM2 234H3V233H2ZM9 234H11V232H10ZM9 234H8V236H9ZM27 234H31V233L28 232ZM27 234H26V235H27ZM103 234H104V233H103ZM138 234H140V232H139ZM162 234H163V233H162ZM169 234H168V235H169ZM183 234H184V233H183ZM195 234H196V233H195ZM219 234H221V233H219ZM232 234H233V236H231V235H230V236H227V235H229V234H227V235H226L227 238L225 237L226 239L221 240L222 242L220 241V239H216V240H219V241H220V243H218V245H217V247H218L217 249H219V250H217V251L219 252V251L221 250V252H222L223 254L227 253L229 250L232 249L231 243L234 242V240H235V241L237 240L235 243H233V246H234L236 249L234 248L235 250H234V249H232V250H234L235 253H237V252H236V251H237V247H236V246H238V248H239L238 250H240V252L238 251V252H239V253H238L239 255L235 256V257H234L235 259L232 257V258L234 259L233 263H230V261H231L232 259L230 260V259L228 258V259L230 260L229 263H230V264H241V263H243V261L248 260V259L252 261L253 258L256 256V255H255L256 252H257V251H260V250L262 249V248H259L260 250H259V249H256L257 251H256V252L254 251L255 254L252 253L253 251L251 252V250L253 249L254 245L256 244V243H255V244L253 243V241H255V240L257 239L256 236H253V235H252V237H249V235H246L245 237H244V236L240 237V236L237 234V232H236V233L234 232V233H232ZM236 234H237L240 238L237 237ZM249 234H250V233H249ZM258 234H259V233H258ZM258 234H257V235H258ZM11 235H13V234H11ZM19 235H20V233H19ZM19 235H16V236H19ZM21 235H22V234H21ZM40 235H39V236H40ZM43 235H45V234H43ZM61 235H62V233H61ZM61 235H60L59 237H61ZM63 235H64V234H63ZM154 235H155V233H154ZM165 235H166V234H165ZM168 235H167V236H168ZM173 235H174V234H173ZM191 235H192V233H191ZM193 235H194V234H193ZM200 235H201V234H200ZM209 235H210V233H209ZM212 235H213V234H212ZM214 235H215V233H214ZM241 235H242V234H241ZM1 236H2V235H1ZM8 236H7V237H8ZM14 236H15V235H14ZM31 236H32V235H31ZM31 236L27 235L26 237L30 238ZM34 236H33L32 243H30V246H33V245H34V246L36 247V245L34 244L33 241H35L34 238L36 239L38 235H37L36 237H34ZM54 236H55V235H54ZM54 236H52V238H55ZM64 236H66V242H67V240H70V241H68V242H71V238H68V237H67V234L64 235ZM73 236H70V237H73ZM101 236H102V235H101ZM101 236H100V237H101ZM108 236H109V235H108ZM114 236H115V234H114ZM133 236H134L133 238H137L136 235H133ZM135 236H136V237H135ZM149 236H150V235H149ZM155 236H156V235H155ZM157 236H159V235H157ZM157 236H156V237H157ZM163 236H164V234H163L162 236H159V237L162 238ZM171 236H172V235H171ZM175 236H176V235H175ZM175 236H174V237L172 236V237L175 238ZM178 236H180V235H178ZM202 236H203V234H202ZM210 236H211V235H210ZM210 236H209V238H211V237L214 238V236H211V237H210ZM221 236H223V235L221 234ZM259 236H260V235H259ZM2 237H3V236H2ZM10 237H11V236H10ZM19 237H20V236H19ZM19 237H16V238H19ZM41 237H42V236H40V238H41ZM44 237H45V236H44ZM62 237H63V236H62ZM118 237H119V238H118ZM140 237H142V236H140ZM143 237H144V236H143ZM143 237H142V238H143ZM151 237H152V234H151ZM176 237H177V236H176ZM180 237H182V236H180ZM180 237H178V238H180ZM193 237H195V236H193ZM199 237H201V236H199ZM228 237H229V238H228ZM3 238H4V237H3ZM3 238H2V239H3ZM21 238H22V237H21ZM28 238H27V239H28ZM31 238H32V237H31ZM46 238H47V236H46ZM48 238H49V237H48ZM67 238H68V239H67ZM92 238H93V239H92ZM106 238H107V240L110 239L109 237H105V235H104V239H106ZM113 238H116V237H113ZM113 238H112V239H113ZM128 238H129V237L127 236L126 239L129 241L130 239H128ZM142 238H141V240H142L143 242H142L140 239H138V238H137V239H138L139 241H135L136 239H135V240H132V237H131V240L133 241V243H132L131 240H130L131 242H128L127 240H125V241H127V242H125L124 245H126L127 248H125L126 246H125L124 248L122 247V249H123V253L121 252V254H119V255H114V254H113V253H114L113 251H112L113 253H108V251H106L105 249H104V250L102 249L103 247H100V250H97L98 248H96V247H97L96 245H95L96 247L94 246V247H95V250H94V249L92 248V246L90 245V246H91V249H90V250L93 251V252L88 251V253H89V252L92 253L91 258H89V259H91V262H92V263H89V264H115V263H119V264H120V263H122V264H135V259H138L139 257L141 258V255H140L139 257H137V258H136L135 256L138 254V252H140V253L143 254V250L146 248L145 243H144L145 241H144ZM161 238H159V240H160ZM163 238H164V237H163ZM173 238H172V239H173ZM178 238H177V239H178ZM183 238H187V237H184V236H183V237H182V242H185L184 240H187V239H188V238H187V239H184V240H183ZM191 238H192V237H191ZM207 238H208V235H207ZM209 238H208V239H209ZM215 238H216V235H215ZM223 238H224V237H223ZM237 238H239V239H237ZM4 239H5V238H4ZM13 239H14V238H13ZM23 239H24V238H23ZM23 239H21V240H23ZM25 239H26V238H25ZM38 239H39V238H38ZM42 239H44V238L42 237V238H41V241H43ZM50 239H51V238H50ZM55 239H56V238H55ZM98 239H99V236H98ZM112 239H111V240H112ZM145 239H146V238H145ZM147 239H148V238H147ZM177 239H175V240L177 241ZM199 239H200V241H201L202 238H199ZM199 239H198V240H199ZM203 239H204V238H203ZM6 240H7V239H6ZM6 240H5V241H6ZM10 240H11V242H12V239H10ZM18 240H19V239H18ZM21 240H20V242H23V241H24V240H23V241H21ZM28 240H29V239H28ZM56 240H57V239H56ZM61 240H62V239H61ZM100 240H101V239H99V241H100ZM111 240H110V241H111ZM113 240H114V239H113ZM120 240H122V239H120ZM151 240H152V239H151ZM151 240H150V241H151ZM156 240H158V239L156 238ZM161 240H162V239H161ZM165 240H166V239H165ZM165 240H164V241H165ZM173 240H174V239H173ZM175 240H174V242H175ZM179 240H181V238H180ZM189 240H190V238H189ZM196 240H197V239H196ZM196 240H195V241H196ZM204 240H205V239H204ZM214 240H215V239H214ZM214 240H212V241H214ZM216 240H215V241H216ZM258 240L261 241V239H259V238H258ZM3 241H4V240H3ZM3 241H2V242H3ZM7 241H8V240H7ZM13 241L15 242V239H14ZM16 241H17V240H16ZM39 241H40V240H39ZM49 241H50V240H48V242H49ZM51 241H52V240H51ZM51 241H50V242H51ZM63 241H64V240H62V242H63ZM74 241H77V239H75ZM89 241H87V242L89 243ZM97 241H98V240H97ZM97 241H96V242H97ZM108 241H109V240H108ZM108 241L105 240V242H107L106 244H108ZM148 241H149V240H148ZM192 241H193V240H192ZM200 241H199V242H200ZM208 241H209V240H208ZM256 241H257V240H256ZM260 241H259V242H260ZM263 241H264V240H263ZM263 241H262V242H263ZM2 242L0 241V244H1ZM8 242H9V241H8ZM8 242H7L6 244H8ZM29 242H30V241H29ZM35 242H36V241H35ZM52 242H53V241H52ZM54 242H55V241H54ZM59 242H60V240H59ZM64 242H65V241H64ZM103 242H104V241H103ZM103 242H102V243H97V244H104L105 242H104V243H103ZM112 242H113V241H111L110 244H112ZM135 242H136V243H135ZM153 242H155V241H153ZM162 242H163V241H162ZM172 242H173V241H172ZM179 242H180V241H179ZM182 242H180V243H182ZM193 242H194V241H193ZM199 242H198V244H200ZM217 242H218V241H217ZM3 243H4V242H3ZM9 243H10V242H9ZM12 243H13V242H12ZM12 243H10V244H12ZM15 243L17 244V242H15ZM26 243H27V242H26ZM26 243H24V244H26ZM42 243H44V241H43ZM42 243H41V244H42ZM72 243H73V241H72ZM72 243H71V244H72ZM75 243H77V242H75ZM84 243H85V242L83 241L82 244H84ZM88 243H87V244H88ZM115 243H116V242H115ZM148 243H149V242H148ZM150 243H151V242H150ZM150 243H149V244H150ZM163 243H164V242H163ZM167 243H168V241H167ZM170 243H171V242H170ZM186 243H187V242H186ZM196 243H197V242H196ZM205 243H206V242H205ZM210 243H211V242H210ZM237 243H238V244H237ZM252 243H253L254 245H253ZM24 244H23V245H24ZM31 244H32V245H31ZM47 244H48V243H47ZM52 244H53V243H51V245H52ZM60 244H61V243H60ZM67 244H68V243H67ZM78 244H77V246H78ZM87 244L85 243L84 245H87ZM89 244H91V242H90ZM117 244H118V242H117ZM149 244H146L147 247H148V246H152V245H149ZM151 244H152V243H151ZM154 244H155V243H154ZM154 244H153V245H154ZM161 244H162V243H161ZM176 244H177V243H176ZM178 244H179V243H178ZM182 244H183V243H182ZM182 244H181V245H182ZM189 244H190V242L187 244V246H188ZM202 244L204 245L203 242H202ZM206 244H207V243H206ZM234 244H237V245H234ZM250 244H252L253 247H252ZM260 244H261V243H259V245H260ZM1 245L3 246V244H1ZM8 245H9V244H8ZM14 245H15V244H14ZM14 245H12V246H14ZM21 245H22V244H21ZM21 245H20V247H22ZM38 245H39V244H38ZM57 245H58V244H57ZM73 245H74V243H73ZM75 245H76V244H75ZM80 245H81V246H80ZM104 245H105V244H104ZM112 245H114V244H112ZM156 245H157V244H156ZM158 245H159V243H158ZM158 245H157V246H158ZM164 245H165V244H164ZM168 245H169V244H168ZM173 245L175 246V244H173ZM193 245H194V244H193ZM207 245H209V244H207ZM246 245H250V246H248V247H244V246H246ZM256 245H257V244H256ZM256 245H255V247L258 248L259 245H258V246H256ZM34 246H33V247H34ZM44 246H46V245H44ZM44 246H43V250H44ZM52 246H53L52 249H54V248H55L54 245H52ZM55 246H56V243H55ZM59 246H60V245H59ZM99 246H100V245H99ZM101 246H102V245H101ZM117 246H118V245H114V247H117ZM121 246H122V245H120V247H121ZM161 246H162V245H161ZM171 246H172V244H171ZM182 246H183V245H182ZM190 246H191V245H190ZM194 246H196V245H194ZM194 246H193V247H194ZM209 246H210V245H209ZM213 246H214V245H213ZM263 246H264V245H263ZM18 247H19V246H18ZM25 247H26V246H25ZM25 247H24V248H25ZM35 247H34V248H35ZM38 247H39V246H38ZM40 247H41V246H40ZM56 247H58V246H56ZM84 247H85V246H84ZM87 247H88V246H87ZM87 247H86V248H87ZM110 247H111V246H109V244H108L107 249L110 248ZM120 247H119V248H120ZM154 247H155V246H154ZM158 247H159V246H158ZM163 247H164V250H165V246H163ZM175 247H176V246H175ZM177 247H180V246L177 245ZM177 247H176V248H177ZM197 247H198V246H197ZM211 247H212V244H211ZM214 247H215V248H214V251H215V250H216V246H214ZM229 247H230V248H229ZM249 247H252V248H249ZM255 247H254V249H255ZM2 248H3V247H2ZM10 248H12V247L9 246V248H8L7 250H10ZM36 248H37V247H36ZM36 248H35V249H36ZM49 248H50V247H49ZM63 248H65V247L62 246L61 250H62ZM69 248H71V247H69ZM88 248H90V247H88ZM104 248H105V246H104ZM111 248L113 249V247H111ZM119 248L115 249V251L117 250V251H116L117 253H119V252H118V251H119ZM150 248H152V247H150ZM156 248H157V247H156ZM159 248H160V247H159ZM159 248H158V249H159ZM161 248H162V247H161ZM180 248H181V247H180ZM180 248H178V249H180ZM188 248H189V247H188ZM201 248H202V247H201ZM201 248H200V249H201ZM205 248H207V247H205ZM247 248H249V250H248ZM0 249H1V248H0ZM13 249H14V247H13ZM38 249H39V248H38ZM50 249H51V248H50ZM50 249H49V250H50ZM92 249H93V250H92ZM101 249H102V250H101ZM112 249H110V250H112ZM122 249H120V250H122ZM124 249H126V250H124ZM146 249H147V248H146ZM153 249H154V248H152V251H153ZM174 249H175V248H174ZM178 249H177V250H178ZM181 249H184V248H181ZM185 249H186V246H185ZM208 249H209V248H208ZM208 249H207V250H208ZM211 249H213V248H211ZM228 249H229V250H228ZM246 249H247V251H246ZM15 250H16V248H15ZM19 250H21V248L18 249L17 251H19ZM27 250H28V249H27ZM36 250H37V249H36ZM46 250H47V249H46ZM54 250H55V249H54ZM56 250H59V251H60V247H58V249H56ZM67 250H69V249L67 248L66 251H64V252L66 253ZM76 250H77V249H76ZM80 250H81V249H80ZM84 250L86 251V250H89V249H84ZM110 250H109V252H110ZM147 250H148V249H147ZM162 250H163V249H162ZM177 250H176V252L178 253ZM194 250H195V248H194ZM194 250H193V251H194ZM201 250H202V249H201ZM207 250H206V251H207ZM262 250H263V249H262ZM262 250H261V251H262ZM3 251H4V248H3ZM3 251H2V252H3ZM21 251H22V250H21ZM21 251H19V253H21ZM70 251H71V250H70ZM72 251H73V250H72ZM77 251H78V250H77ZM77 251H76V252H77ZM149 251H150V250H149ZM149 251H148V254L151 255V252H152V251H151V252H149ZM166 251H167V249H166ZM174 251H175V250H174ZM179 251H180V250H179ZM184 251H185V250H184ZM191 251H192V250H191ZM196 251H197V250H196ZM198 251H200V250H198ZM210 251H211V250H210ZM210 251H208V253H210ZM212 251H213V250H212ZM13 252H14V251H13ZM26 252H27V251H26ZM49 252H50V251H49ZM55 252H56V251H55ZM55 252H54V253H55ZM68 252H69V251H68ZM81 252H84V251H81ZM146 252H147V251H146ZM153 252H154V251H153ZM156 252H158V251L156 250ZM156 252H155V253H156ZM168 252H169V250H168ZM201 252H202V251H201ZM201 252H200V253H201ZM215 252H216V251H215ZM215 252H213V253H215ZM218 252H216V254H213V258L210 256L212 253H210V254L207 253V254H208V258L206 257V256H207L206 254H205L206 256H205L204 254H202V255H203V260H204V261L202 260V261H203V264H214V261H215V263L219 264V262H220L219 260H221V259H222L223 257H225V256H224L223 254H222L223 257H221L222 255H220V256H215V255H218V254H219ZM224 252H225V253H224ZM229 252H231V251H229ZM232 252H233V251H232ZM0 253H1V252H0ZM4 253L7 254V255H11V256H12V253H11V252H10L11 254H9V252L6 253V251L3 252V254H4ZM15 253H16V252H15ZM22 253H23V252H22ZM45 253H47V251H46ZM52 253H53V252H52ZM52 253H51V254H52ZM56 253H57V252H56ZM60 253L63 254V250H62ZM60 253H59V255H60ZM69 253H70V252H69ZM72 253H73V252H72ZM72 253H70V254H72ZM79 253H80V252H79ZM155 253H154V254H155ZM163 253H164V251L162 252V254H163ZM169 253H170V252H169ZM173 253H174V252H173ZM177 253H176V254H177ZM182 253H183V251H182ZM182 253H181V255H182ZM187 253H188L189 256L185 254L186 257H187V256L190 257V255L192 254V253L189 254L190 252H187ZM198 253H199V252H198ZM233 253H234V252H233ZM260 253H261V252H260ZM3 254H2V255H3ZM23 254L25 255V253H23ZM48 254H49V253H48ZM57 254H58V253H57ZM67 254H68V253H66V255H67ZM70 254H69L68 256H71ZM82 254H83V253H82ZM86 254H87V252L85 253V256H88V255H89V254H87V255H86ZM109 254H111V255H109ZM146 254H147V253H146ZM159 254L162 255V254L160 253V251H159ZM183 254H184V253H183ZM193 254H194V252H193ZM220 254H221V253H220ZM228 254H229V253H227V254H225V255L227 256ZM231 254H232V253H231ZM257 254H258V252H257ZM263 254H264V251H262V255H263ZM14 255H15V254H14ZM16 255H18V254L16 253ZM16 255H15V256H16ZM90 255H91V254H90ZM156 255H157V253H156ZM168 255H169V254H168ZM177 255H178V254H177ZM196 255H197V253H196ZM200 255H201V254H200ZM41 256H42V255H41ZM41 256H39V259H40ZM44 256H45V255H44ZM51 256H53V255H51ZM55 256H56V255H55ZM85 256H84V257H85ZM157 256H158V255H157ZM169 256H170V255H169ZM172 256L174 257L175 254L172 255ZM204 256L206 257V259H204V258H205ZM209 256H210V257H209ZM259 256H260V255H259ZM6 257H7V256H6ZM17 257H18V256H17ZM37 257H38V256H37ZM47 257H48V256H47ZM60 257L62 258V255H61ZM63 257H64V256H63ZM71 257H72V258H70V260H73V259H74V258H73V255H72ZM75 257H77V255H76ZM84 257H82V258L84 259ZM147 257H148V256H147ZM159 257H160V256H159ZM162 257H163V256H162ZM178 257L180 258V256H177V258H178ZM181 257H182V256H181ZM191 257H192V255H191ZM197 257H198V256H197ZM227 257H228V256H227ZM261 257H262V256H261ZM2 258L5 259L4 256H3ZM2 258H1V259H2ZM9 258H10V256H9ZM15 258H16V257H15ZM51 258H52V257H50V259H51ZM58 258H59V257H58ZM58 258H57V259H58ZM87 258H88V257H87ZM142 258L144 259V261H146V260H145V257H143V255H142ZM148 258H151V257H148ZM148 258H147V259H148ZM163 258H164V257H163ZM163 258H162V260H163ZM170 258H172V257H170ZM183 258H185V257H183ZM195 258H196V257H195ZM198 258H199V257H198ZM201 258H202V257H201ZM256 258H257V257H256ZM256 258L254 259L255 261H252V262H251V264L254 263V262H256L257 264H258V263H260V264H264V262L262 263V261H261V262L258 261L260 257H258V260H257L258 262L256 261ZM263 258H264V255H263ZM16 259H17V258H16ZM63 259H65V257H64ZM75 259H76V258H75ZM77 259L79 260V259H81V258H78V257H77ZM83 259H82V260H83ZM151 259H155V258H153V255H152V258H151ZM181 259H182V258H181ZM199 259H200V258H199ZM218 259H219V260H218ZM9 260H11V259H9ZM12 260H13V259H12ZM45 260H46V259H45ZM51 260H52V259H51ZM66 260H67V259H66ZM66 260H65V261H64V260H63V261L61 260V261L65 263ZM78 260H77V261H78ZM82 260H81V261H82ZM149 260H150V259H148L147 261H149ZM159 260H160V259H159ZM165 260H166V259H165ZM171 260H173V259H171ZM184 260H185V259H184ZM184 260H182V261H184ZM186 260L189 261V258H188V259L186 258ZM186 260H185V261H186ZM190 260H191V259H190ZM195 260H196V259H195ZM217 260H218L219 262H218ZM3 261H5V260H3ZM6 261H8V259H7ZM37 261H39V260H37ZM55 261H56V259H55ZM68 261H69V260H67V262H68ZM74 261H75V260H74ZM74 261H73V262H74ZM77 261H75V262H77ZM79 261H80V260H79ZM85 261H86V259H85ZM88 261H89V260H87L86 262H88ZM141 261H142V260H141ZM144 261H143V262H144ZM151 261H153V260H151ZM176 261H177V259H176ZM200 261H201V259H200ZM227 261H228V260H227ZM52 262H53V261H52ZM67 262H66V263H67ZM70 262H71V261H70ZM70 262H69V263H70ZM75 262H74V263H75ZM82 262L84 263V261H82ZM82 262H81V263H82ZM137 262L140 263V259H139V261H136V263H137ZM143 262H141V264H142ZM154 262H155V261H154ZM178 262H179V261H178ZM180 262H181V260H180ZM192 262H193V264H194V261H192ZM196 262H197V261H196ZM225 262H226V261H225ZM245 262H246V261H245ZM248 262H250V261H248ZM37 263H38V262H37ZM37 263H36V264H37ZM40 263H41V262H39V264H40ZM45 263H46V261H45ZM45 263H44V264H45ZM69 263H67V264H69ZM78 263H80V262H78ZM81 263H80V264H81ZM146 263H147V262H146ZM146 263H144V264H146ZM161 263H162V261H161ZM161 263H160V264H161ZM168 263H170V262L168 261ZM168 263H166V264H168ZM172 263H173V262H172ZM175 263H176V262H175ZM175 263H174V264H175ZM181 263H182V262H181ZM184 263H185V262H184ZM41 264H42V263H41ZM48 264H51V263H48ZM54 264H55V263H54ZM56 264H59V262L56 263ZM60 264H61V263H60ZM70 264H71V263H70ZM75 264H76V263H75ZM137 264H138V263H137ZM147 264H148V263H147ZM149 264H150V263H149ZM151 264H152V263H151ZM154 264H155V263H154ZM156 264H157V263H156ZM170 264H171V263H170ZM177 264H179V263H177ZM185 264H186V263H185ZM190 264H192V263H190ZM195 264H199V263H195ZM200 264H201V263H200ZM221 264H222V262H221ZM223 264H224V263H223Z\"/></svg>",
	"mask_w": 264,
	"mask_h": 264
}]
</instances>
